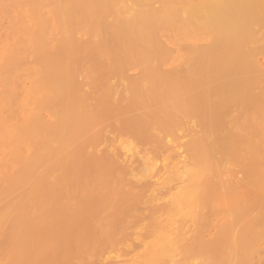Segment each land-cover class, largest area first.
I'll list each match as a JSON object with an SVG mask.
<instances>
[{
  "label": "rangeland",
  "instance_id": "rangeland-1",
  "mask_svg": "<svg viewBox=\"0 0 264 264\" xmlns=\"http://www.w3.org/2000/svg\"><path fill=\"white\" fill-rule=\"evenodd\" d=\"M31 1H33V0H30V1H28L29 3H27V0H22L21 5L22 4L25 5L23 2H26V4L29 5ZM108 1H110V0H108ZM133 1H135V0H124L123 1V4L128 9H130V10L131 9H134V10L136 9L135 10L136 13H135V11H132L133 15H136L137 13H141V14H146V13L147 14H150L151 13V11H150L151 9L150 8H149V10H147L148 9L147 8L148 7L147 5L146 6L141 5L140 7H138L137 5L135 6V3H133ZM143 1L147 2L148 5L150 3V6L151 7H153V6L154 7H158L159 5L164 4V7L163 8H166L167 10L164 9L163 12H167L168 11L167 12L168 15L170 14L169 13L170 11H171V14H174L173 12L176 11V9L179 10V9H181V7L184 6L182 8L183 10H181L183 12V15L181 13H180V15L182 17L185 16V19H182V17L178 15L179 16V18H178L179 20H177V18H176V19H173V21H171V22L168 21L161 28H159V33L156 32V31H154V33H152V34H150L148 36H145L144 41H147V43H148L147 45L145 44V42H143V39H142V41H140V44L142 43L143 45L141 44L142 46H139V47H141V48L143 47V50H145V52H146L145 46H147L146 47L147 50L150 51V50H152V49L155 48V45L157 43L163 44V46L166 47L170 51V62H169V64L167 66H164L162 68L164 72L165 71H169V70H173V69L187 71L188 62L190 60H193V61L194 60H198V62H200L201 60H204V58H205V60H208L210 58H214L215 59L214 61H217L218 63L224 61L223 59H225L226 56H227V52L226 51L230 50L229 48H231L233 46V43L235 42V39H231V41H229L231 43L230 46H228V47L225 48V45H227V43L229 44V42H226L225 41V40H227L226 37L224 38L223 36H221V35H223L222 34L223 33V30L220 29L221 31H219V28H222V27L224 28L225 25L222 26L224 23H222V22H219L220 24L218 23L221 27H219L218 24L216 26L215 25L216 23L215 24H210V25L209 24L208 25L206 24V26L204 25L203 27H201V29L200 28H198V29H190L189 27H183V26L179 25V23L180 24L182 23V25H183V22L182 21H187V19H190L191 17H193V16H191L192 14L190 15V13L187 12V8H188L187 7V4L191 3V4H194V5H200L201 4L200 0H188V3L186 2L187 0H149V1L143 0ZM167 1H168V3H169V1L170 2L172 1V4L169 3L170 4L169 5L168 3H166ZM105 2H107V0ZM17 3H18V6H17ZM62 3L63 2L61 1L60 4H62ZM65 3H66V5L68 4L67 6H68V8L70 10V13H72V15L74 17H76V19H78V21L81 20L82 17H84V16H82V17L80 16L81 13H78V12H74L73 11L72 6H71L72 5L71 0L70 1L68 0V2L65 1ZM65 3H63V4L65 5ZM165 3L168 4V5H166ZM63 4L61 6H63ZM118 4L120 5L119 2L116 5H118ZM123 4H122V0H121V5L120 6H124ZM21 5L19 6V2H17V0H14V1L13 0H0V264H50V263L51 264H85V263L86 264H92V263H95V262H98V261H101L104 264H116V262L112 261V257L114 256V254L116 253V251L120 249L121 246L115 247L114 249L108 248L105 251L101 252L100 254H95V255H94V253H92L93 254L92 255L89 251H88L89 252V255H88L87 252L84 253V251L82 250L83 247L81 246L82 247L81 248V252L83 251L84 254L83 253H79V250H80L79 249V247H80V244H79L80 240L79 239L85 238V237H89L91 239L90 232H92L94 228H96L95 231H97L98 230L97 227H99V226L102 227V225H98V226L96 225V227L94 226V224H96V222L94 223V220H93L94 217H96L101 212L98 217L101 218V220H102V218H105V216H107L106 214H108L107 213L108 211L105 214L104 209L101 210V209L98 208L99 200L104 197V196H102V194H106V192L102 191L101 189L98 190L99 189V186L101 185V183H98V182H101V178L99 179V178L96 177V175H94V174L98 173V172H96V171H98L97 168H99V166H97V168H96V165L98 164V162L91 161V163H90L91 165H88L89 164V161L86 159V158H88L90 156L91 153L93 154V152H95V154H98V153L104 154V152H106V151L108 152V151L114 150L116 148L115 149L116 150V153H118L119 156L120 155H124V156H121L120 159H126V158L127 159H131V168H132V170L130 172H131L132 175L129 174L130 172L129 173H126V172H123V171H119V172H116V173L112 174L110 176L109 180L117 181V180H128V179L130 180L131 179L132 181L133 180L134 181H136V180L139 181L137 188H132V186L129 185V184L128 185L126 184L124 186V188H123L124 191H134V192H137V193L141 194V199L139 200L140 202H139V206L137 207L136 213H138V214H148V213L151 212V215H153V217L162 216V218H166L170 222H175V221H178V219H180V212L182 210V212L185 213V216L182 218L183 224H181V227L183 226L182 227V230L184 232L187 231L188 229H190L191 226L193 225V223H194V225L198 224V222H196V220H194V218H193V220L191 218V217H193L192 215H194L196 213V208L197 209L199 208L198 207L199 206L198 203L202 202L201 203L202 206L200 205L201 208L205 204L204 205V208L207 209V212H208V209H209L208 206L211 205V203H213L212 202L213 199H211V198H210L211 199L210 200V199H208V197L207 198L206 197H204V198L203 197L202 198L200 197L201 194L199 193V191L201 190V188H202V190L200 191L201 193H203L202 191L205 188L204 186H206V185L208 186V188L206 187L207 190H212V189L213 190H217V189L219 190L222 186L226 185L227 182L230 179V176L228 175L227 172L226 173L219 174L218 172H216V168L215 167H217V166H213V165L212 166H213V169L215 171L211 168L212 166H208V167H210L209 169H207L208 172L209 171L210 172L212 171V173L209 172V175L207 174L208 176L200 175L201 173H199V172H198L199 174L196 172L198 174V176H194L193 173H195V172H193L192 170H194V167L197 164L193 165L191 163L196 162V160L198 158H200V156H201L200 153L197 154L198 156L196 155L198 158L193 159V158H195L194 156H192L193 158L191 156H188V155L185 156L184 149L181 147L178 150V152H179V156L178 157H170L167 160V163L164 164V167H162L159 170V172H157V173H155V174L152 175L151 172L149 173V171H150L149 166L146 163H143L140 160H137L133 156L132 151L134 149H139V148L146 149V150L149 151L148 156L151 157V158L157 157V160H158L159 165L160 166H163L162 165L163 162H162L161 155L164 153V150L163 149H160L159 147H157V143L154 141L155 140L154 138H153V140H151L152 138L150 140L148 139V141H146L147 139L144 140L146 142H144V141H140L139 142V141L135 140L134 138H132L130 136H122V137H120L118 139L115 138L114 140L111 141V143L107 142L106 140H100L99 139L100 141H98L96 144H95V142H94V144L93 143H89L90 145H87V146H89V148H87V147L85 148V145L88 144L87 143L88 140L86 142H84V139H81L82 142L78 143L79 146L77 145V147H78L79 150L77 149L76 146H74V144L79 139V138L77 139V137L79 136L80 133H82V132L84 133L87 130H91V131L86 132V135L85 134L82 135L83 138H85V137L88 136L87 134H90V133H93L94 132V129L93 128H95V131H97V130H100V129H96V128L102 127L101 129H104L105 126L108 124V122L105 119H100V120L95 121L93 123L85 124L84 123V117L87 114H92V113L95 114V112H96V114H99V113H103L106 110H109V108L105 105V102H104V95L103 94L105 93V89L100 84V79H101V77H103V74H105L104 72H107L108 67L109 68L112 67V65H111L112 62H111V64H109V62H110V60L112 61L116 57V56L114 57V54L116 53V51L114 53L112 51V48H110V51H111L110 52L108 50V48L104 46L105 43L102 42V40L105 41V38L107 37L106 36L103 39V36L105 35V33H104L105 30H106L105 32H108L107 34L110 37L112 36V38H113V35H112L113 33L110 35V33H109V32H111V31H109L110 28L108 29V26H110L111 24L110 25H108V24L114 22L113 20L115 19V17H114L115 15H110V13H109L110 16L109 15H108V17L105 16V17H107L106 18V22H107V29H108V31H107L106 28H105V30H104V28L101 29V30H103L104 35L101 36V38H100L101 40H99V35L101 33L98 34V36H97V34L96 35L93 34V33H95V30H96V28H95L96 25H95V23H92L93 21L91 22L92 25L91 24H85L86 26L88 25V27L91 25V28H92V26L95 25L93 27L95 30L88 29L87 27L85 28V30L86 29L90 30L87 33H91L90 35L89 34L87 35L86 34V31H88V30L83 31L84 28H82L85 25L83 26V24H81L80 21L77 22V20L74 19L73 16H70L71 18H67V15H68V11L69 10H67L66 11L67 13L65 12V14H64V12H61V11H60V14L61 15L58 14L57 10H58V6L59 5H57L56 3H55V6L57 5L56 6L57 8L54 6V4H52L54 6V8L57 9V10H55L56 13H55L54 10L52 11V8L53 7H51L52 5H50V3H48V2L45 5H41V6H43V8L41 6H39V5H37V4H36V6L34 4H32L36 8H37V6H39L38 7L39 10L35 8V10H37V12H35L31 8H29V13L30 14L28 12H26V11H28V6L27 5H25L26 7L23 6L25 9L22 10L23 8L21 7ZM66 5H65V7L67 9V6ZM165 5H166V7H165ZM120 6H119V8H120ZM106 7H109V6L107 5ZM106 7H105V9L108 10ZM111 7L112 6L110 5L109 9ZM20 9H21V12H20ZM95 9L96 8H94V9L92 8L91 9L92 11L94 10L93 11V14L97 11V10L95 11ZM128 9H127V11H128ZM123 10H125V9H123ZM23 11L27 13V15L24 13L26 16H29V17H32V18H33V16L34 17L36 16V19L37 20L39 18V15H43L44 18L46 17V19H44V20H43V18L41 16H40L41 19L39 18L40 22L42 23V25H41L42 28H43V26L44 27H46L47 25L50 26V22L51 23L52 22L54 23V25H52L53 28L50 26L52 29H55V30L58 31L57 32V31L54 30L55 31L54 32L55 37L53 36L54 38L51 37L52 34H51V36H48L50 33L47 32L48 30L53 32V30L52 29H47L48 26L46 27V30L47 31L44 28L45 32L47 33V35H46V33L44 32L45 38L51 37L53 39L52 41H49L48 40V39L51 40V38L45 39L44 43L46 42V40H48L49 41V44L45 45L44 46L45 47L44 49H46V46H47V50H48V49L54 48L57 44H62L61 40L64 41V39H66V36L64 37V34H66V35L69 36V35H71V32H69L70 29L72 28V31L74 30L73 29L74 28V25H73L74 22H75L74 24L79 23L80 25H82V26H80V25H77L76 24V26H75V27L79 26V28H80L81 31L79 30V31L76 32L75 31L76 29H75L74 30L75 31V34H73V32H72V34L74 35L75 39L77 40V41L76 40H74V41L78 43L76 48H78V46H81L82 48H83V46L86 47V48L87 47H90L92 41L95 44L99 45V46H101L104 43V45H102L103 46L102 49H104V50H101L103 52L100 51L101 54L103 53L104 59H103V57H100L99 56L101 54H98V52H99L98 50L101 49V48L98 47V46H95V44L92 43L93 44V47L95 46V47H98L99 48V49L94 48L95 49V52L97 50V53L96 54L100 58L103 59L102 62L105 61V63H107V66L105 64H104L105 66L101 65L102 64L101 62H99V63H101V64H99V65H101L99 67H97V65L95 66L96 63L94 64L95 67L92 65L94 68L97 67L96 68L97 71H100L101 70L98 73H95L96 71L92 70L93 67L90 64H92L93 62L89 61V63H90L89 64L87 62L88 61V58H87V61H85L86 59L84 60V57H83L84 54H85L84 56L87 57L88 55H87L86 52H88V53L90 52L91 53L92 50L89 48L90 51L87 49L88 51L85 52V50H86V48H85V49H83L84 51L80 52L78 49H75V50H78L80 53L79 52H76L77 54L78 53L79 54L76 55V53H75L74 55H76L78 57H81V60H82V57H83V60L85 61V63L87 62L86 65L89 64L88 66H90L92 68H86V69H84L86 67V65H85V67L83 66L84 68L82 67V69H84L82 71L81 70V65H84L85 64V63H83L84 61L82 60L83 61L82 62L81 60H77L75 58L77 61H81L83 63L82 64L80 62V66H79V68H80L79 70H81L80 71V74L79 73L77 74L76 72L74 74V71H77L78 69L77 70L76 69H73V68H71V66H68L71 69H69V70L67 69L68 71H71V72L65 71V73L66 72L68 73L67 75H69L70 78L71 77H72V79L74 78L73 79L74 81L79 82L82 85L81 86L82 88L80 87L78 89V91H75V92H72L71 91L72 93L71 92H69V93L66 92L65 93V91H69V89L68 90L66 89V88H68L67 87L68 84H70V83H68V81H70L69 80V77L67 76L68 79L66 78L67 80L65 81V83H63L64 86L62 85V82H61V88L62 89L65 88L66 89V90L64 89L65 91H63L62 93H65L64 95L66 97V103H67V108L66 109L67 110L65 109L66 106L65 107L63 106V104L65 103V101L63 100L64 98H62V94H61L60 97H54V99L57 98V100H60V98H62V100L64 101V103L60 104V102H57V105H56V101H54L55 102V103L53 102V104H55L54 107L51 106L52 103H51V105L48 104V103L51 102V99L54 96L53 93H51V92L54 91V93H55L56 90H59L60 91L61 89H59L60 88V86H59V88L56 87L57 88L56 90H53L52 89V91H51V88L52 87L54 88L55 85L58 83V81L55 80L56 83H55L54 80H53L54 82L53 81L51 82V80H52L50 78L51 77V74L49 76V74L46 73L48 70L45 71L46 70L45 64L44 65L43 64L40 65V62H39L40 60L38 61L39 55H37V52H36V54H34V52L33 53L30 52V51H33V48H32L31 45H33L34 42H31L33 44H28L27 46H25V43H24L25 42V39L28 38V37L30 38L31 35H29V33L30 32H33L35 30V29H33L34 26H35V23L37 22L40 25V22H38V21L35 22V19L34 18H33L34 21H32L33 19H31V18H28V19L24 20L21 17ZM121 11H119V12H121ZM127 11H125V12H127ZM111 12H113V11H111ZM159 12H161V11H159ZM159 12L157 14H159ZM62 13H63V17H62ZM56 14L58 15V19H61V24L62 25H60V20H58L59 23L55 24L57 22V20L54 21L55 20L54 19V16H57ZM87 14L85 16H87ZM123 14L121 15V14L118 13V15H120L119 17L121 19L120 20L119 19H116V20H119L120 22L122 20V23H121V24H123L122 25V28L120 26V29H122V30H123V28H126L125 27V24L127 23L126 20H130L129 18L132 16L131 11H130L131 16H129V18L127 17V19H126V16H123ZM165 14L166 13H163V16ZM178 14H179V12H178ZM51 15L52 16L54 15V16L51 17ZM64 15L66 16V19L67 20L69 19V23H66L67 21H66V19H64L65 18ZM59 16L62 17V18H59ZM203 16H206L204 18H207V17H210L211 14L206 13ZM68 17H69V15H68ZM90 18H92V17H90ZM104 18H102V19H104ZM132 18L135 20L134 16ZM62 19L65 20L64 21V24H63V20ZM72 19H73L74 22H71L70 23V21H72ZM133 19H131L132 21H131L130 24H133L134 23L133 22ZM241 19L242 18L239 17L237 20H235L236 22H234L233 23L234 25H232V26H236V24H239L241 22ZM94 20L96 21V18ZM102 22H103L102 23L103 25H101V24L100 25L106 27L105 26V24H106L105 23V20L104 21L102 20ZM63 25H65V27H67V26L69 27V26H72V25L73 26L72 27H69V31H68L67 28H65L67 30L65 32H64V30H63V32H61L62 29H64V27L63 28L61 27ZM145 25L148 26V27H146V29H150V27L152 28V26H153L152 23H148V24H145ZM41 26H39V27H41ZM55 26H56V28H55ZM59 26H60V28H59ZM111 26L113 28L115 25L113 26V24H112ZM181 27H182V29H180ZM115 28L118 30V27L115 26ZM37 29H39V28H37ZM224 29L226 31L225 34H227V29H228L227 26H225ZM36 30H35V32H36ZM111 30L114 31V28L111 29ZM160 30H161V32H160ZM91 31L92 32L94 31V32L92 33ZM123 31H126V29L123 30ZM37 32H39V31L37 30ZM122 32L120 34H122ZM129 32H131V31L129 30ZM219 32H220V34H219ZM97 33H99V32H97ZM32 34L34 35V33H32ZM73 35H71V36L73 37ZM140 35H141V33L136 31L135 34H133L131 36H133V37L135 36V38H136L137 36H140ZM25 36H27V37L24 38ZM71 36H69V37L72 38ZM118 36H120V35L118 34ZM128 36H130V35L128 34ZM116 37H117V34H116ZM116 37L113 38V40H114V42L112 41L113 44L110 43L109 40L106 39L108 41V43H110L109 46H111V44L112 45H115V41H117V40H115ZM31 38H33V37L31 36ZM89 39H90V43H88V45L89 44L90 45L88 46V45H86L85 42H89ZM134 39H131L130 38V40H127V38H126L125 40H127V42L128 41L131 42V40H134ZM223 39H225V40H223ZM263 39L264 38H261V40H263ZM110 40H111V38H110ZM122 40L123 39L121 38V40H119V41H122ZM125 40H124V42H120L121 43L120 46L117 45V48L121 49V52L118 49V52L119 53H122V49L123 48H121V47L124 46V45H127L125 43ZM137 40H138V37H137ZM153 40L154 41L156 40V41L154 42ZM29 41H32V40H29ZM36 41L37 42L35 44V47H37L39 44H41L40 42H38V40H36ZM58 42H61V43H58ZM66 42H68V41L66 40ZM66 42H65V44H70L71 39L69 40L68 43H66ZM96 42H99V43L102 42V43L99 44V43H96ZM130 42H128V43L130 44ZM23 43H24V47L25 48L28 47V46H31V48L29 47L30 48V51L28 50L29 52L27 51V53L25 51L26 54H23L24 53L23 52L22 53L23 55H22L20 53V51H18L19 52L18 53L17 50H16V52H17V56H16V54L13 53L14 52L13 51L14 48L16 46L22 47L21 45ZM133 43H134V44H132L133 46H131L132 49H130V51H128V53L129 52L130 53H133L135 51L136 53H139L141 55L142 54L141 52L143 50L140 51L141 48H139V47L137 49L140 52L135 49V47L138 46V45L136 46V44L138 43V41L136 42V40H135V42L133 41ZM75 45H76V43H75ZM61 46H64V45H61ZM66 46H68V45H66ZM242 46H240V47H242ZM245 46H247V45H245ZM24 47H23V49H24ZM81 47H79V49H82ZM248 47L252 48L251 45H248ZM38 48H39V46H38ZM41 48H43V47H41ZM106 48H107V51L105 50ZM126 48H127V46H126ZM195 48H197L199 51H197V52L196 51H193ZM243 48L244 49H242V48H239L238 49V50L241 49V51L236 50L237 49L236 48L235 49V54H239V55L241 54V56H245V59L244 60H246L245 61L246 62V65L247 64L250 65V62H252V61H254L256 59V62L257 63L254 64V65L256 66L257 69H255V70L257 72H258V70L259 71H264V59L261 58L262 57V55H260L261 52L255 53V55L253 53L252 56H250V55H247L250 52V49L246 50L245 47H243ZM18 49H19V47H18ZM23 49L21 48V50H23ZM127 49L125 51H127ZM212 49L213 50L218 49L219 51L217 53V50L216 51H213ZM41 50L44 51L43 49H41ZM203 50H205V51H203ZM51 51L52 50H50V52H49V50H48V52L50 53L49 55H51ZM236 51H238V52H236ZM93 52H94V50H93ZM104 52H106V53H104ZM118 52L115 55H118ZM145 52L143 51V53L145 55H147ZM209 52H211V54ZM39 53L41 55L44 52L41 53V51H39L38 54ZM72 53H74V48H73V52ZM90 53H89V55H91ZM225 53H226V55H225ZM125 54H127V53L125 52ZM144 54H142V56H144ZM221 54L225 55V58H223V55H221ZM123 55H124V50H123ZM140 55H137V57L140 56ZM220 55L222 56L223 59L221 58ZM92 56L95 58L94 54L91 55V58H93ZM218 56H220V58H221L220 61H219V58H217ZM42 57H44L43 59H45V60H43V62L46 61L48 63V58L46 57L47 58L46 59L45 56H42ZM99 57H97V58L100 60ZM248 58H250V60H248ZM68 59L70 60V57ZM75 59H73V61ZM11 60H12V62H14V61L17 62L16 65H15V63L13 65H11L12 67L13 66L14 67L17 66V68H11V67L8 66V68L6 69L5 68L6 65H9L8 63H10ZM57 61L58 60H56V63H57ZM65 61H67V60H65ZM106 61H109V62H106ZM74 62H75V64H77L76 61H74ZM74 62H72V60H71V63L74 64ZM96 62L98 64V60ZM59 63L61 64L62 63V60ZM71 63H70V65H72ZM192 63L193 62H191V65H189L190 68L193 67ZM201 63H202V61H201ZM49 64L50 63H48L47 66ZM152 64H154V63H152V62L151 63H148V65L150 67H152ZM251 64H253V62ZM42 65H43V67L45 66L44 67L45 68L44 69V72H43ZM122 66H124V65H122ZM141 66H138L139 68L138 67H133V68L130 67V69H129V66L128 67L126 66L127 68L124 67V69L126 71H124V69L121 67L123 69V71H124V74H125L124 76H126V79L124 78V80L130 82L129 80H132L134 78H137V76L145 68V66H144V67H142L143 69H141ZM149 66H147V67H149ZM155 66L158 67V65H155ZM73 67H75V66L73 65ZM49 68L47 67V69H49V71L51 70V72L48 71L49 73L54 72V71H52V65L51 64H50ZM11 70H13L14 72L11 71ZM79 70L77 72H79ZM251 70L252 69H250V71H249V69H247L246 70V74L249 75V76L254 77L253 75L256 72H252L253 70L252 71ZM202 71L197 70L194 73V75L191 77V79L187 80V82L185 83V87H188V88H190V87L191 88H194L195 87L196 88V86H197L199 88L200 86L197 83H200V81L204 78L202 76V74L204 75V72L205 71L204 72H202ZM41 72H43V74H41ZM221 72H222V75H224L223 73H225V71H222V70L219 71L218 73H216V72L214 73L215 75L217 74L216 75V78L217 77H220V76H218V74L220 73V75H221ZM249 72H251V73H249ZM206 73H205L204 76H206L208 74L209 77H211L210 76V73H207V74ZM237 73H239V71ZM149 74L150 75L147 74L146 76L142 77V78H144L146 80H144L142 78L135 79L136 80L135 81L136 90H137V87H138L137 82H138V84H139V82L141 84L144 82V84L149 85V86L150 85L155 86V84H156V88L154 87V89H158V92L159 93H157V91L154 90L153 87L152 88H149V86H146L145 85L146 87H148L149 90L153 89V91L151 90L152 93H155V94H153L154 95L153 96L150 93L149 90L146 91L147 88L145 89V86H144V89H143V87H142L143 85L139 84V85H141L139 87H141L144 90V92H142V91H141L142 93L141 92H138V93H140V95L137 93L139 95L138 96L139 99H137V100H140L141 98L147 97V95L149 96V94H151V97L150 96L149 97L152 98V96H153V98L157 101L158 99L155 98V95H156V97H159V100H158V103L156 101L155 102H156V106H159V107H156L154 105L155 104L154 101H152V102H153V105L156 107L155 110L157 108L160 109V110L163 109L162 112L160 110L159 111L157 110L159 113L161 112V114L164 111V114H162L163 116L166 115V112L165 111H168L167 109H171V111H169L168 113H172L173 115H175L176 113H178L177 111H175V108H177V107H174L173 106V108H172L173 103H174V105L177 106L182 101H184L185 105H187V104H189V100H191L193 102V106L195 108V111L193 109L194 112H192L193 115L191 113H189V114H191V116H186V115L184 117L180 116L178 118V120L171 114L172 117L174 118V122L177 123V127L178 128H177L176 132L173 133V134H160V137L159 138L161 139V141L163 143H165V144H168V142H170V143L172 142V143H176V144L182 146L188 140L194 139V141H196V140L198 141L196 143H202V141L205 139L208 142L206 144V146L207 145L208 146H213V145H215V143L217 141L219 142L221 139H223V141L226 142L227 144H228V142L230 143L229 146H234V145H236L235 142H237L238 140L240 141L241 139H244V137L246 136L245 139L248 137L249 140L246 139L247 141H245V139H244L243 143H239L241 145V147H242L241 148L242 151L241 150L240 151L237 150V149L240 148V146H238L237 149H233V150L230 149V152H233V153H230V154H229V152H226L225 149H224V153L225 154L228 153L226 155V158L227 159H225L224 156H223V154H222L223 151L222 150L221 151L219 150L220 152H218L216 150V151H214L213 155L211 154V157H213V159H215V158H219V159H222V160L225 159L224 160V163H225V165L227 164V168H229L228 171H233L234 172V174L232 175L234 178L235 177L236 178H239V179H245V178H247V175H246L244 169L241 168L243 166L242 163H241L242 160H244L245 157H247V160L249 161V160L254 159V157H255V159H258L259 158L258 160H255V163H257V161H259V160L262 159V157L260 158L259 155H258V158L256 157L257 154H258L257 151H256V149H257V146L259 145V141H260L259 138H260V136L259 135L256 136L257 133L255 134V131H256V128L259 129V127L264 129V76H262L263 78L261 77L262 79L259 78L260 80L259 79L257 80L259 82L255 83V84H254V82H250V83H253V85H251L250 87L247 86L249 84L247 82V80H249L250 77L248 79L246 77L247 80L245 79L246 81H242V82L239 81L238 82L239 84L235 83L232 86L233 83L232 84L231 83H227L225 85V87L222 86V87L216 88L215 90L213 89L214 92H212V90H211V93L208 96H210L209 98H211L210 101H212V102L208 101L209 99L208 100L206 99L208 96L204 98V99H206L209 102L208 105H210V106H208L209 107L208 108L207 107V104H205V102H204V99H203V101H202L201 98H200L201 100H199V99L197 100V98L195 99V97H197L199 95L195 96V93H193L194 95H192L193 90L196 91V89H192V92H191V90H189L191 92V93L189 92V96H188V94H186L185 97L184 96H178L179 101H178L177 96L175 97L177 99L174 102H173V100H171V98H166L165 97V94L163 92V89L165 88L164 91L166 93L167 88L168 89H170V88L172 89V88H174V86L173 87L167 86V87H163V89H162V87L158 84L159 82H157V81L155 82V80L154 81L152 80V77L155 76V75L152 74V73H149ZM239 74H241V73H239ZM256 74H255V76H256ZM39 75H40V77H39ZM43 75L45 77L48 76L49 79H48V77L46 79H48L51 83L48 82V81H46L45 79H43L42 78ZM53 75H54V73L52 74V76ZM77 75L79 77H77ZM215 75L214 76L212 75V76L215 78ZM237 75H236V77H237ZM242 75H244L243 72H242ZM242 77L245 78L244 76H241V78ZM39 79H41V80L43 79L44 82L46 81V82L49 83V91H51V92H49V91H48L49 93L45 92L47 90L46 87H48L47 86L48 85L47 83H45L44 86H43L44 88H46L45 91L43 90V87L42 86H37L36 85V83L39 84L38 83V81L40 82ZM139 79H142V80L139 81ZM150 79H151V83H150ZM116 81H117V77H113V78L111 77L110 82L113 83V84H116L117 83L116 84L117 85V93H118V96L121 97L120 100H122V101H120V106L121 107L124 106L123 107L124 112H122L120 114H131V111H136V110H134L136 107L133 106L134 108L133 109L131 108L132 110H130V112H128V110L130 109L129 106L131 105V102H132V96H129V95L132 93L131 95H133L134 97L137 96V94L135 92H133V91H135V88H134L135 86H133L134 84L127 85L126 82L124 83L121 80H118L120 83L118 81L117 82ZM81 82H83V83H81ZM97 82H99V83H97ZM230 82H232V81H230ZM133 83H134V80H133ZM53 84H54V86H51ZM58 84L60 85V83H58ZM124 84H126L127 86L126 85L124 86ZM130 84H131V82H130ZM35 85L37 87H39V89L42 88L41 91L43 90L42 91V94L38 95L39 93H37V95H38L37 97L38 98L37 97L36 98L38 100L34 96H33L34 97L33 98L31 95H30L31 98L29 97V93L31 92V90L34 89V88H36ZM45 85H46V87H45ZM131 86H133L132 87L133 88V91L131 90L132 88H130ZM126 87L128 88L127 91H125L127 89ZM198 90L199 89H197V91ZM41 91H39V92H41ZM197 91H196V94H197ZM244 91H245V94H244ZM76 92H77V94H76ZM147 92L149 94H147ZM56 93H57V91H56ZM56 93H55V95L57 96ZM84 93H92V94H90L85 99ZM145 93H146V95H145ZM198 93H200V92L198 91ZM119 94H121L123 96H121ZM141 94H144V96L141 95ZM160 95H162L161 96L162 97L161 98L162 99V102H160L161 101ZM200 95H201V97H204L205 96V95L202 96V94H200ZM141 96H143V97H141ZM149 97H147V98H149ZM6 98H8V100H5ZM72 98H74V99H72ZM129 98L131 99V101L129 100ZM134 99H133V101L136 100V99L135 100ZM168 99H169V101L171 100L170 101L171 103H170V106H169L170 108L167 107L169 105L167 103L168 102ZM214 100H215V102H214ZM40 101H42V103L44 102L45 105L43 106V104ZM79 102H80V104H79ZM152 102H151V104L149 103L150 105L147 103L144 106L139 107L140 110L139 111H136L135 113L133 112V113L136 114L137 112L138 113H141L142 112L141 114H142L143 118H146V119H152L153 118V115H157V116L160 115L161 116V114H158V113L156 114L154 112V110H152V112L154 114H152V112L149 113L150 110L152 109V107H154V106H152ZM192 102L190 104H192ZM197 102H198V104H197ZM208 102H206V103H208ZM133 103H135V102H133ZM133 103H132V105H133ZM159 103H160V105H158ZM38 104L42 105L43 108L41 106V109L39 110V108H38L39 105ZM101 104H102V106H101ZM165 104H168V105H165ZM61 105L64 108L63 112H65V110H66V113H62L61 112V110L63 109V108L61 109ZM75 105L77 106L76 108H75ZM132 105H131V107H132ZM183 105H182V107L180 109H177V110H181L184 107ZM196 105H198L199 108H203V109H204V106L206 105L205 106V109L203 111L207 110V108L210 111L212 110V114H211L210 111L208 112V110H207L206 117L208 116L207 114L209 113L208 119L215 117V118L212 119V121L209 120L210 121V123H208L209 126L206 125L207 126V128H205L206 130L212 127L211 129H212V131H214V133H211V131H208L207 130L208 131V136L207 137L204 136V132H203V131H205V129H204L205 122H204L203 125H201L202 123H200V122H203V120L204 121L205 120L207 121V119L204 116H202V114L200 115V113L202 112V109H200V111H201L200 112L198 110L199 108L196 107ZM104 106H105V108H104ZM125 106L126 107L128 106L127 108H129V109L128 110H125V108H126ZM179 106H181V104ZM179 106H178V108H179ZM217 106L219 108H217ZM222 108L225 111V113H223L221 111L223 113V115L221 113H219L220 112L219 110L222 109ZM85 110H86V112H85ZM197 110L200 113H197L198 112ZM70 111H72L71 112V114H72L71 116H70ZM34 112H35V114L38 113L39 116H40L39 118L42 119V120H38L40 124H38V121H37L36 124H34V121H36L38 119L37 118L38 117V114L35 116L34 115ZM81 112H83L82 115H84V116L81 115ZM119 112H117V113H119ZM58 113L61 114V116H58L59 115ZM168 113H167V115H168ZM218 113H219V115H218ZM13 114H14V116H13ZM224 114H227L228 116H225ZM33 115H34V117L32 118ZM204 115H205V113H204ZM229 115L232 116V118H234L233 121L232 120H225V118L230 117ZM69 116L70 117H73L74 120H73V118H69ZM35 118H36V120H32V119H35ZM80 118H81V121H80ZM66 119H67V121H66L67 123L65 122ZM41 121H45V122H48V123H45L44 125H41V124L44 123V122L42 123ZM63 122L66 125H64ZM69 122L71 123L70 126H69V124H70ZM80 122H82V123H80ZM239 122L242 123V124H240ZM21 125L24 127V129L28 125L26 127V128L29 127L27 129L28 131H30L31 129L32 130H35L37 128L36 129L37 132H35V131L30 132V133L33 134V137L32 138H36V139H32L31 138L32 134L29 135L28 134L29 132L27 133L28 134L27 137H25L26 136L25 132H27V131H25L23 129V134H24L23 135L22 132H21L22 131ZM38 125H39V127H38ZM45 125H47L48 128H45ZM200 125L203 126V127L201 128ZM18 126H19V128L21 130L19 128H17ZM43 126H44L45 129L43 128V130H42V127ZM60 126H62L64 129H61ZM30 127H31V129H30ZM40 127H41V130L39 129L40 131H38V128H40ZM65 127H66V129H65ZM13 128H15V129H13ZM69 128H71V129L73 128V130H71ZM240 128H241V130H240ZM56 129H58V131L61 129L62 132L57 133L56 132L57 131ZM82 129H83V131H82ZM92 129H93V131H92ZM12 130H14V131H12ZM63 130H66V131L63 132ZM15 131H17V132L20 131L19 133H21V134L16 133L17 135H19V137L18 136L17 137L16 136H13V134H15ZM42 131H44V132L46 131V132L44 133ZM69 131H71V134L75 131L76 134L75 133H74V135L72 134V136H70V139L69 140L68 139L66 140L65 139L66 136L69 137V135H67V134L70 133ZM40 132L43 133V134L41 135ZM54 132H56L55 133L56 135L54 134ZM66 132H69V133H66ZM235 132H236V134H235ZM35 133H37V135L39 133L40 136L39 135L37 136ZM63 133H65L66 136ZM60 134L61 135L63 134L62 137L64 136L65 138L64 137H63L64 139L61 138V135ZM52 135L54 136V138L56 137L57 139H51V137H53ZM28 136L31 138V141H29L30 139H29ZM80 136H81V134H80ZM107 136H109V138H110V137H112V134H110V133L108 134L107 133L106 134V138H107ZM23 137H25L26 139L28 138V139L26 140ZM180 137H181V140H180ZM250 137H251V139H250ZM262 137L264 138V134L262 135ZM237 138H239V139L238 140H235ZM17 139H21L23 141L26 140V141L25 142H23V141L20 142ZM72 140H74V141L71 142ZM85 140H86V138H85ZM55 141H57L58 143H56ZM123 141L125 143L128 142V144L127 143L125 144ZM45 142H46V145H45ZM69 142H71V144ZM83 142L86 143V144H84ZM55 143H56L57 147H60L61 146V149H62V150L61 149L60 150L57 149L58 152L56 154H58L60 152L59 156L60 155H61V157L64 156V159L65 160L64 159L62 160L61 158L58 159V160L56 159L58 157H56V155L54 153V152H56L55 151L56 149H54L55 148ZM81 143H83V144H81ZM58 144L59 145L61 144V145L59 146ZM123 144H125L127 146L126 147H123L122 146ZM81 145H82V147L84 146L83 147L84 148L83 151H82L83 148L81 147ZM42 146H46V147H42ZM244 146H245V148H244ZM49 147H51V148H49ZM122 147L124 148V150H123ZM74 148H76V150ZM41 149H44V150H41ZM50 149H52V151ZM40 150H41V152H40ZM226 150H229V149H226ZM254 150L256 151L255 152L256 154L254 153ZM43 151L47 152L46 153L47 155L49 154V157H48L49 159L55 158V160H53V161L50 160L52 162L48 161L49 159H47V163L50 162V165H52L53 162H54L55 169H53V167H52V169L49 167L51 169V170L49 169V171H52L53 172V173H51L49 175V171L46 170L47 169L46 166L48 167L49 164L48 165H45L44 164L45 165V167H44L43 164L41 163L40 166L37 167V168L38 169L41 168L42 169L41 171L46 170L48 172L47 173L48 175L45 174L46 176H44V174H43V175H41V177H39L40 176L39 174L38 175H34L33 174L34 176L32 177L30 175H31V173H33L35 171L34 169H35L36 165L37 164L39 165V162H43V161H41V159L43 158L42 155H46L45 152H43ZM85 151L87 153L91 152L89 154V156L87 155V153ZM118 151H120V152H118ZM42 152H43V154H42ZM113 152H115V151H113ZM78 153L81 156L83 155V158H85L84 161H83V158H80L79 157L80 155ZM36 154H37V156H36ZM34 155H35V157H34ZM219 156L222 157V158H220ZM239 156L242 157V159ZM31 157H32V160H31ZM39 157H41V159H39ZM185 157H187V159ZM189 157L192 158L195 161H193V162L192 161H189L190 164L187 165V164H185L186 161L184 163L183 160H187V163H188V160L190 159ZM238 157L241 160L240 161L238 159L239 163H241V166L239 165L240 168L235 169V168H237L236 167L237 164H235L234 166H233V164L236 163L235 161H237V160L233 161L232 159H234V158L237 159ZM37 158H38V161L39 160L40 161L34 167V165H31V164H33V160L35 161V160H37ZM201 158H202V160H204L203 159L204 157H201ZM228 158L231 159V160H229ZM202 160H199V161H202ZM226 160L232 161L233 163L232 162H229V163L227 162L226 163ZM44 161H46V160H44ZM57 161H58V163H56ZM248 161H247V163L244 162L245 164L244 163L243 164L244 165H248V164H251L252 165V164H255L253 162L254 160L252 162L250 161L251 163H248ZM35 162H37V161H35ZM180 162H181V164H183L182 166L179 165ZM203 163H204V161H203ZM58 165L59 166L61 165V167H59ZM184 165H186V167ZM28 166H33L34 167L33 168L34 171L31 169L32 172H30V169L28 168ZM56 166L59 167L58 169H60V168H62V169L58 170ZM25 167L27 169H29V171L28 170L27 171H24L25 170ZM204 168H206V167H203V170H204ZM38 169H37V171L39 172L40 170H38ZM196 169H198V168H195V170ZM53 170H55V171H53ZM203 170H201V171H203ZM37 171H35V172H37ZM197 171H199V170H197ZM253 171H254V169H253ZM99 172H100V170H99ZM103 172L106 173L105 171H103ZM90 173H91V175H90ZM196 173H195V175H197ZM98 174L100 175V173H98ZM27 175H28V177H26V179L24 177V179H25V181H24V179H23L22 176H27ZM29 176H30V179H29ZM130 176L133 177V178H131ZM149 176L151 177V180L153 182H157L159 184H165V186H163V188H162L161 185H158L159 186V187L157 186L158 189L156 188L154 190H152V189H145L142 185L144 184L143 183L144 180L147 177H149ZM15 178H17V180H20L21 179V181H23L24 183H22V185H21V181H20V183H18L17 180L15 181ZM37 179L40 180V181H38ZM105 179H107V178H105ZM140 179H141V181H140ZM34 180H36V181H34ZM103 181H105V180H103ZM31 183L34 185V187H33V185H30L29 186V184H31ZM35 184H36V186H35ZM82 184H83V187L84 186L86 187V189L84 188L83 190H81L83 187L81 188L80 185H82ZM25 187H26V189H25ZM79 188H81V189H79ZM33 189H35V190H33ZM87 189L89 190L88 191L89 193L87 192V194L88 195L90 194L89 195V198L90 199L88 198L86 200H83V199H85V197L87 198V196H85ZM253 192L254 191H252V189L249 188L248 185L243 186L242 189H241V194L247 200H249V197L251 198L253 196ZM20 194L23 195V196H21ZM41 195H42V197H41ZM40 197H41V199H40ZM44 197H45V199H44ZM37 198H39V200H40L38 202L39 204L36 202L38 200ZM53 199H54V201H53ZM205 201H209V202H205ZM151 202H152V204H151ZM206 203L208 205H206ZM149 204H151L150 206H152L154 208L153 214H152L151 208L149 207ZM177 204H178V206L180 205V207H178V208H181V210L179 212V216H178V212L176 211L178 209H177V207H175ZM63 205H64L65 208L63 207ZM245 205H247L249 207L251 205V203H249V204H246L245 203ZM66 206L68 207V209L66 208ZM93 206L96 207V209L93 208ZM195 206H197V207H195ZM34 207H35V209H34ZM70 207L72 208V210L70 209ZM172 207H175L176 208L175 209L176 212L173 211L174 208H173V210H171ZM209 207H211V206H209ZM54 209H56V210H54ZM59 209H60V211H59ZM92 209H93L94 214L92 212ZM35 210H36L37 213L35 212ZM94 210L95 211H98V212H95ZM193 210H195V213L194 214H193V212H194ZM42 211H43L44 214L42 213ZM169 211H173L174 214L177 213L176 216H170L168 214ZM190 212H192L191 213L192 215H189L188 214ZM95 213L96 214L98 213V214L96 215ZM102 214H105V216L103 217ZM186 214H188L187 217H186ZM94 215H96V216H94ZM222 216L223 217H221V219H220L221 221L219 220V222H218L219 224L223 223V221H225L227 219L234 218L236 216V212L235 211H228V212L224 213ZM248 216H250V214L247 215V217L244 218V221L246 219L248 220ZM252 216H253V214H251L250 217H252ZM250 217H249V220H250ZM18 219H19V221H17ZM98 219H96V220H98ZM42 220H44V222ZM101 220H99V221H101ZM210 220H211V216L210 215H206V217H204V220L201 221V224L202 223L206 224ZM247 220L245 222H248L249 221V220L248 221ZM102 221H101V223H103ZM41 223H42V225H41ZM19 224L21 226H18ZM38 224H39V226H38ZM97 224H99V223H97ZM15 225L19 229L21 228L22 231H21V229L19 231L18 228ZM29 225L30 226L32 225L31 227H33V228H34V226H36L35 227V228H37L36 232L37 231H41V232H44V233L37 232L38 234L33 237V235H35L34 232H33L32 228L29 229V227H28L29 231L32 230V231H30L31 232V237H30V235H28L30 233H28L26 235L25 233H27L26 231L28 230L26 227L29 226ZM22 227H24V228H22ZM92 227H94V228L92 229V231H90ZM44 228H45V230H44ZM79 228L81 229V231H80ZM82 228H84V230L88 229L87 232L85 231L86 234L84 233V231L82 230ZM115 228H117V226H115ZM11 231H13L15 233V235L17 234L16 237H18V233H19V237L22 238V236H23V238H24V236H25L26 239L24 238L25 239L24 240L22 238L23 239V242H22V239L20 240L19 237H18L19 239L16 238V237L14 238L13 233ZM105 231H107L106 228H105ZM105 231L103 230L102 233H104ZM133 231H134V228L131 226L129 228V232H130L129 235H132ZM22 232L25 235H23ZM32 232H33V234H32ZM156 232H160V229H157ZM63 233H65V234H63ZM95 233H97V232H95ZM49 234H53V235H49ZM97 234H94V235H96V237H97ZM211 234H213V230L210 231V234L205 233L203 235V239L204 240H209V238H211ZM11 235L13 237H11ZM96 237L92 236V238H96ZM85 239H86V241H89L88 238H85ZM85 239L84 240L81 239L82 241H84V242H81V244L82 243H84V244L85 243H88V244H92L93 243V244H95L94 239H92L93 241L90 240L91 241V242L89 241L90 243L89 242H85ZM150 239H153L154 240V234H153L152 237H150ZM16 242H18V244ZM212 242H214L215 245H216V243H218V245L220 247L222 245V244L221 245L219 244L220 243V239H213ZM28 244H30V246ZM16 245H17V247H16ZM48 245H49V248H48ZM41 246H43L44 249H42ZM88 246L89 245H87V247H86V245H85V248L86 249L89 248ZM243 246H241L242 247L241 249L244 248ZM91 247H92V245H91ZM37 249H39V250H37ZM218 249H219V247H218ZM238 249H240L239 246H238ZM142 250H143V247L141 245H139V247H136V248H134V249H132L130 251H127L126 256H125V259H128L129 260L130 258H132L137 253L141 252ZM85 251H87V250H85ZM42 252H43L44 255L42 254ZM36 253H37V255H36ZM79 254H82L80 256L82 258L79 257ZM16 255H17L18 259L16 258ZM83 255H88V257H84ZM261 255H263V253H261ZM171 256H169L170 257V261H171ZM179 256H181V255H179ZM198 256L204 257L203 255H198ZM164 257H161V258L166 260V258H164ZM174 257L175 256H173L172 258H174ZM205 257L208 258V256H205ZM205 257H204L203 261H205V259H207ZM62 258H64V259H62ZM77 258L78 259H81L82 261L78 260ZM200 258L198 257V260ZM218 258H219V255H218ZM221 258H223V257H221ZM83 259L84 260L86 259L85 260L86 262ZM219 260H220V258H219ZM172 261H174V260H172ZM172 261L170 263H172ZM180 261H181V259H180ZM195 261H197V260H195ZM197 262H199V261H197Z\"/></svg>",
  "mask_w": 264,
  "mask_h": 264
},
{
  "label": "bare ground",
  "instance_id": "bare-ground-1",
  "mask_svg": "<svg viewBox=\"0 0 264 264\" xmlns=\"http://www.w3.org/2000/svg\"><path fill=\"white\" fill-rule=\"evenodd\" d=\"M14 1V0H13ZM28 1H30V0H27V3H29ZM34 1V2H33ZM33 1H31L30 2V4L28 5V4H26V2H23L25 5H27L28 6V11H26V12H28L29 13V8H31L32 10H34L35 12H37V10H35V8L36 7H34V5L36 6V4L37 5H39V6H41V5H45L47 2L48 3H50V5H52V4H54V6H55V3L57 4V5H59L60 4V2L62 1L63 3H65V1L66 2H68V0H33ZM53 1V2H52ZM70 1V0H69ZM106 0H71V3H72V9H73V11L74 12H78V13H81L80 14V16L82 17V16H84V17H82V19L81 20H79L80 21V23L81 24H83V26L85 25V24H91V22L92 23H95V25H96V30L93 28L94 26H92V28H91V25L88 27V25L86 26H84V27H82V28H84V30L83 31H86V30H88V29H93V30H95V33H93L92 31V33L94 34V35H96L97 34V36H98V34H100L99 35V40H101L100 38H101V36H103L104 35V33H105V35L103 36V39H104V37H106L105 38V41L104 40H102V42H104L105 43V45H104V43L102 44V45H104L105 47H107L108 48V50L110 51V48H112V51L115 53V51H116V53L115 54H117V52H118V49L119 48H117V45H121V43L120 42H124V40L127 38V40H130V38L131 39H134L135 38V36L133 37V36H131V35H133V34H135V32L137 31V32H140L141 33V35L140 36H137L138 37V40H137V37L134 39V40H131V42L130 41H128V42H130V44L127 42V40H125V43L127 44V45H124V46H122L121 48H123L122 49V53H119L118 52V55H115L114 54V59L111 61L110 60V62L109 61H106V62H109V64H111V62H112V67H108V69H107V72H104L105 74H103V77H101V79H100V84L104 87V89H105V93L103 94L104 95V102H105V105L109 108V110H106V111H104L103 113H99V114H96V112H95V114H87L85 117H84V123L85 124H90V123H93V122H95V121H98V120H100V119H105L107 122H108V124L105 126V128L104 129H101L102 127H100V128H96V129H100V130H97V131H95V128H93L94 129V132L93 133H90V134H87L88 136V138L87 137H85L86 138V140H85V138H83V136L82 135H86V132H88V131H91V130H87V131H85L83 134L82 133H80L81 134V136H80V134H79V136L77 137V139L79 138L80 140L81 139H84V142H86L87 140V143L88 144H86V143H84V144H86L85 145V148L87 147V148H89V146H87V145H90L89 143H93L94 144V142H95V144L98 142V141H100V140H106L107 142H109V143H111V141L112 140H114L115 138H120V137H122V136H130V137H132V138H134L135 140H137V141H144V140H146V141H148V139L150 140L151 138V140H153V138L155 139L154 141L157 143V147H159L160 149H163L164 150V153L161 155V158H162V162H163V166H160L159 165V163H158V160H157V157H153V158H151V157H149L148 156V154H149V151L148 150H146V149H142V148H139V149H134L133 151H132V154H133V156L137 159V160H140L141 162H143V163H146L148 166H149V169H150V171H149V173L151 172V174L153 175V174H155V173H157V172H159V170L162 168V167H164V164H166L167 163V160L170 158V157H178L179 156V152H178V150L182 147L183 149H184V153H185V156H194L195 158H193V159H196V158H198L197 156V154H199L200 153V158L201 157H204L203 159L204 160H202V158L200 159V158H198L199 160H202V161H199L198 159L196 160V162H193V161H195V160H193L192 158H188L189 160H188V163H187V160H183L184 161V163H185V161H186V163L185 164H187V165H189L190 164V162L189 161H192L193 163H191V164H193V165H195V164H197L195 167H194V170H195V168H198V169H196L195 171L194 170H192L193 172H199V173H201L200 175H205V176H208L209 175V172H208V170L207 169H209L210 167H208V166H217V167H215L216 168V172H218L219 174H221V173H228V175L230 176V179H229V181L227 182V184L226 185H224V186H222L219 190L217 189V190H207L206 189V187L208 188V186L206 185V186H204L205 188L203 189V193H201L200 191L202 190V188H201V190L199 191V193L201 194V198L203 197H208V199H213L212 200V202L214 203H211V205H209V206H211V207H209L208 206V212H207V209H205L204 208V205H203V207L201 208V203L202 202H200V203H198V209L196 208V213H195V210H193L192 212H193V214L194 215H192L191 213L192 212H190V213H188L189 215H192L193 217H191L192 218V220H193V218H194V220H196V222H198V224H196V225H194V223H193V225L191 226V228L190 229H188L187 231H183L182 230V227H181V224H183V222H182V218L185 216V213L184 212H182V210H181V208H178V207H180V205L178 206V204L175 206V207H177V209L178 210H176L177 212H178V216H179V212H180V210H181V212H180V219H178V221H175V222H170V221H168L166 218H162V216H158V217H153V215H151V212L150 213H148V214H138V213H136V211H137V207L139 206V200L141 199V194H139V193H137V192H134V191H124L123 190V188H124V186L127 184H129V185H131L132 186V188H137V186H138V183H139V181L138 180H136V181H132L131 179L129 180H117V181H112V180H109V178H110V176L112 175V174H114V173H116V172H119V171H123V172H126V173H129L131 170H132V168H131V159H120V157L121 156H124V155H120L119 156V154L118 153H116V148L114 149V150H111V151H106V152H104V154H102V153H98V154H95V152H93V154L91 153V152H89V153H87L86 151V153H87V155L89 156V154H90V156L88 157V158H86L88 161H89V164L88 165H91L90 163H91V161H94V162H98V164L96 165V168H97V166H99V168H97L98 169V171H96V172H98V173H100V175L98 174V173H96V174H94V175H96V177L97 178H101V182H98V183H101V185L99 186V189L98 190H102V191H104V192H106V194H102V196H104L102 199H100L99 200V203H98V208L99 209H104V212H105V214H106V212L108 213V214H106L107 216H105V214H102L103 215V217L105 216V218H102V220H101V218H99L98 216H99V214L101 213H95L96 215H94V216H96V217H94V223L96 222V224H94V226L96 227V225L98 226V225H102V227L101 226H99V227H97L98 228V230L97 231H95L96 230V228H94V227H92L91 228V230L90 231H92V229H93V233L94 234H97V237H96V235H94L92 232H90V235H91V239L89 238V237H85V238H88L89 239V241L90 240H92V239H94V242H95V244H88V243H82L81 244V242H84V241H82V240H84L85 238H81V239H79L80 240V242H79V244H80V247H79V253H83V251H84V253L85 252H87L88 253V255H89V252L92 254V253H94V255L95 254H100L101 252H103V251H105L106 249H108V248H110V249H114L115 247H118V246H121L120 247V249L119 250H117L116 251V253L114 254V256L112 257V261H114V262H116V264H264V138L262 137V135L264 134V129L263 128H260L259 127V129L258 128H256V131H255V134L257 133V135L256 136H260V141H259V145L257 146V149H256V151H257V158H258V155H259V157L261 158L262 157V159L261 160H259V161H257V163H255V160H258V159H255V157H254V159H252V160H247V157H245V159L244 160H242V169H244V171H245V173H246V175H247V178H245V179H239V178H234L232 175L234 174V172L233 171H228V169L229 168H227V164L225 165V163H224V160L225 159H227L226 158V155L228 154H225L224 153V149H225V151L226 152H229V154L230 153H233V152H230V149L231 150H233V149H237L238 148V146H240V148L239 149H237V150H241V145L239 144V143H243V141H244V139H245V137H244V139H241L240 141L238 140L239 138H237V139H235V140H238L237 142H235V144L236 145H234V146H229V142H228V144L226 143V142H224L223 141V139H219L220 141L218 142H216L215 143V145H213V146H206V144L208 143L205 139L202 141V143H196V142H198L196 139V141H194V139H192V140H188L187 142H185V144H183L182 146L181 145H178V144H176V143H170V142H168V144H165V143H163L162 141H161V139L159 138L160 137V134H173V133H175L176 132V130H177V123L176 122H174V118L172 117V113H168L169 111H171V109H167L168 111H165L166 112V115H162V114H164V111H163V113L161 114V112H162V110H160V109H156L155 110V108L156 107H159V106H156V102L158 103V100H159V97H156V95H155V98H157L158 100L156 101L154 98H153V94H155V93H152L151 92V90L153 91V89H154V87L156 88V84H155V86H153V85H146V84H144V82L141 84L140 82H139V84H141V85H143L142 87H143V89H144V86L146 85V86H149V88H152L153 87V89H151V90H149L148 89V87H146L145 86V89L147 88V90L146 91H150V93L153 95L152 96V98H150L151 97V94H149L148 92H147V94H149V96L147 95V97H149V98H147V97H143L144 96V94H141V95H143V96H141V97H143V98H141L140 100H137V99H139V95H140V93H138V92H144V90L141 88V87H139V86H141V85H139L138 84V82H137V85H138V87H137V90H136V84H135V79H138V78H142V77H144V76H146L147 74L148 75H150L149 73H152V74H154L155 76H153L152 77V80L154 81L155 80V82L157 81V82H159L158 84L162 87V89H163V87H167V86H171V87H173L174 86V88H170V89H168L167 88V91H166V93H165V91H164V89H163V92H164V94H165V97L166 98H171V100H173V102L174 101H176V99L178 98V96H186V94H188V96H189V90H191V92H192V89H196V91H197V89H199L198 91L200 92V93H198V91H197V94H196V91H194L193 90V92H192V95H194L193 93H195V96H197V95H199V96H197V97H195V99L197 98V100L199 99V100H201L202 99V101H203V99L205 98V97H207L210 93H211V90H212V92H214V90L216 89V88H219V87H225V85L227 84V83H233L232 84V86L235 84V83H237V84H239L238 82L240 81V82H242V81H246L249 77V80H247V82L249 83L247 86L248 87H250L251 85H253V83H250V82H254V84L255 83H257V82H259V81H257L259 78L260 79H262L263 77L262 76H264V71H259L258 70V72L255 70V69H257L256 68V66L254 65V64H256L257 62H256V59L254 60V61H252L253 62V64H251L252 62H250V65L249 64H247L246 65V60H244L245 59V56H241V54L239 55V54H235V49L236 50H238L239 48H242V49H244L243 47H245L246 48V50H248V49H250V52L247 54V55H250V56H252V54L254 53V55H255V53H259V52H261L260 53V55H262V57L261 58H263L264 59V39L263 40H261V38H264V0H200V2H201V4L200 5H194V4H191V3H189V4H187V12L188 13H190V15L191 16H193V17H191L190 19H187V21H182L183 22V25H182V23L180 24L179 23V25H181V26H183V27H189L190 29H198V28H200L201 29V27H203L204 25L206 26V24L208 25H210V24H215L216 26H217V24L219 23V22H222V23H224L222 26H227V34H225L226 33V31H225V26H224V28L222 29V28H219V31H221V30H223V35H221V36H223L224 38L226 37L227 38V40H225V39H223V40H225L226 42H229V41H231V39H235V42L233 43V46L231 47V48H229L230 50H228V51H226L227 52V56H226V58H225V55H226V53H225V55H223V54H221V55H223V58H225V59H223L222 58V56H221V58L224 60L223 62H220V63H218L217 61H214L215 59L214 58H210V59H208V60H205V58H204V60H201L202 61V63H201V61L200 62H198V60H190L191 62H193L192 63V65H193V67H189V65H191V62L189 61L188 62V68H187V71H184V70H176V69H173V70H169V71H163V67L164 66H167L168 64H169V62H170V51L166 48V47H164L163 46V44H160V43H157L156 45H155V48L154 49H152V50H150V51H148L147 50V46H145V49H146V52H145V50H143V47L141 48V47H139V46H142L141 44H140V41H142V39H143V42H145V44L147 45L148 43H147V41H144V39H145V36H148V35H150V34H152V33H154V31H156V32H158L159 33V28H161L165 23H167L168 21H173V19H176L177 18V20H179L178 18H179V16H181L180 15V13L183 15V12L181 11V10H183L182 8L184 7H181V9H179V10H177L176 9V11H174L173 13L174 14H171V11L169 12L170 14L168 15L167 14V12H163L164 11V9H166V8H163L164 7V4H161V5H159L158 7H151L150 6V3H149V5H148V3L147 2H145V1H143V0H135V1H133V3H135V6L137 5L138 7H140L141 5H144V6H148L147 8V10H149V8L151 9L150 11H151V13L150 14H141V13H137L136 15H133V13H132V11H135L134 9H128L124 4H123V1L124 0H122V4L124 5V6H120L121 5V0H110V1H108L107 0V2H105ZM147 1H149V0H147ZM17 2H19V6L21 5V3H22V0L20 1H18L17 0ZM33 2V3H32ZM59 2V3H58ZM92 2V3H91ZM120 3V8H119V6L118 5H116L117 3ZM187 3H188V0L186 1ZM14 3V2H13ZM36 3V4H35ZM52 3V4H51ZM62 3V4H63ZM70 3V2H69ZM166 3H168V1L166 2ZM165 3V4H166ZM169 3L170 4H172V1L170 2L169 1ZM168 3V4H169ZM15 4V3H14ZM32 4H34V5H32ZM62 4H60L59 6H58V10L56 9L57 7V5L55 6L56 8H54V6L52 5L51 7H53L52 8V11L54 10H57V12H58V14H60V11L61 12H64V14H65V12L67 11V10H69V8H68V4L66 5V3H65V5L67 6V9H66V7H65V5L63 4V6H61ZM168 4H166V5H168ZM169 4V5H170ZM16 5V4H15ZM25 5H21V7L23 8L22 10H24L25 8L24 7H26ZM31 5V6H30ZM48 5V4H47ZM49 5V6H50ZM70 5V4H69ZM109 6L110 7V5L112 6L110 9H109V7H106V6ZM166 5H165V7H166ZM186 5V4H185ZM17 6H18V3H17ZM24 6V7H23ZM39 6H37V8L36 9H38V7ZM33 7V8H32ZM42 8H43V6H41ZM46 7V6H45ZM44 7V8H45ZM105 7L108 9V10H106L105 9ZM117 7V8H116ZM122 7V8H121ZM41 8V9H42ZM94 9V8H96L95 9V15L93 14V11L91 10V9ZM136 8V7H135ZM27 9V8H26ZM40 9V10H41ZM66 9V10H65ZM112 9V10H111ZM122 11H121V10ZM123 9H125V10H123ZM127 9H128V11H127ZM39 10V9H38ZM167 10V9H166ZM165 10V11H166ZM42 11V10H41ZM40 11V12H41ZM51 11V10H50ZM72 11V12H73ZM111 11H113V12H111ZM119 11H121V12H119ZM125 11H127V12H125ZM130 11H131V14H132V16H131V14H130ZM145 11V10H144ZM159 11H161V12H159ZM190 11V12H189ZM20 12H21V9H20ZM26 12H22V15L24 16H22L21 15V17L24 19V20H26V19H28V18H31V19H35V22L36 21H38V22H40V20H39V18L41 19V17L43 18V20L44 19H46V17L44 18L43 17V15H39V18H38V20L36 19V16L34 17L33 16V18L32 17H29V16H26L27 15V13ZM73 12V13H74ZM92 12V13H91ZM125 12V13H124ZM138 12V11H137ZM159 12V14H157ZM178 12H179V14H178ZM26 15H25V14ZM39 13V12H38ZM55 13H56V11H55ZM67 13V12H66ZM88 13V14H87ZM109 13H110V15H115L114 17H115V19L113 20L114 22H112V23H109L108 25H112L113 24V26L115 25L116 27H118V30L115 28V26L113 27L114 28V31H112L111 29H113L112 28V26L110 25V26H108V29H109V31H111V32H109L110 33V35L112 34L113 35V38H115L116 37V34H117V37H116V39L115 40H117V41H115V45H112L113 43H112V41L114 42V40H113V38H112V36L110 37L107 33L108 32H105L106 30H105V28L107 29V22H106V18L108 17V15H109ZM113 13V14H112ZM118 13L119 14H123V16H126V19H127V17L129 18V16H131L129 19L130 20H126L127 21V25L125 24V27L126 28H123V30H125L126 29V31H123L122 29H120V26H121V28H122V25L123 24H121L122 23V20H121V22L119 21L121 18L119 17L120 15H118ZM135 13H136V11H135ZM163 13H166L164 16H163ZM187 13V14H188ZM206 13H208V14H211V16L210 17H207V18H204V17H206V16H203V15H205ZM30 14V13H29ZM41 14V13H40ZM53 14V13H52ZM87 14V16H85ZM91 14V15H90ZM55 15V14H54ZM53 15V16H54ZM57 15V14H56ZM61 15V14H60ZM68 15H69V17H68ZM68 15H67V18H71L70 16H73L72 15V13H70V10L68 11ZM94 15V16H93ZM109 15V16H110ZM128 15V16H127ZM159 15V16H158ZM179 15V16H178ZM31 16V15H30ZM41 16V17H40ZM45 16V15H44ZM50 16V15H49ZM48 16V17H49ZM52 15H51V17H53ZM65 16V15H64ZM76 16V15H75ZM105 16H107V17H105ZM134 16V18H135V20L132 18ZM162 16V17H161ZM177 16V17H176ZM27 17V18H26ZM50 17V18H51ZM57 17V18H56ZM62 17H63V13H62ZM62 17H60L59 16V18H62ZM89 17V18H88ZM90 17H92V18H90ZM105 17V18H104ZM117 17V18H116ZM182 17V16H181ZM239 17H241L242 19H241V22L239 23V24H236V26H232V25H234L233 23L234 22H236L235 20H237ZM73 18L74 19H76V17H74L73 16ZM96 18V21L94 20ZM102 18H104V19H102ZM34 19L32 20V21H34ZM54 21H56L57 20V22L55 23V24H57V23H59V21L58 20H60V25H62L61 24V19H58V15L57 16H54ZM64 19H66V16H65V18ZM93 19V20H92ZM116 19H119V20H116ZM131 19H133V24H130L131 23ZM182 19H185V16H183L182 17ZM50 20V19H49ZM63 20V19H62ZM77 20V22H79L78 21V19H76ZM102 20L104 21L105 20V26L106 27H104V26H101V25H103L102 23ZM200 20V21H199ZM202 20V21H201ZM64 21L65 20H63V24H64ZM66 23H69V19L67 20L66 19ZM116 21V22H115ZM130 21V22H129ZM136 21V22H135ZM71 22H74L73 21V19H72V21H70V23ZM178 22V21H177ZM65 23V24H66ZM75 23V22H74ZM73 23V25H74V30L77 32V31H79L80 30V28H79V26H77V27H75L76 26V24L77 25H80L79 23H76V24H74ZM148 23H152V28L150 27V29H146V27H148V26H146L145 24H148ZM101 24V25H100ZM220 24V23H219ZM218 24V25H219ZM37 25V26H36ZM39 25V23H35V26H34V28L33 29H37V28H39V29H37L39 32H37V30H36V32H35V30L33 31V32H30L29 33V35H31L33 38H31V36H30V38L28 37V38H26L27 36H25L24 38H26L25 39V46H27L28 44H33V43H31V42H34V44L33 45H31L32 46V48H33V51H30V48H31V46H28V47H24V43L21 45L22 47H20V46H16L15 48H14V54H16V56H17V52L18 51H20V53L22 54L23 52V54H26L27 53V51L29 50L30 52H34V54H36V52H37V55H39V57H38V61L40 62V65L41 64H45V68H46V70L45 71H49V66H50V64L52 65V71H54V72H52V73H49V72H51V70L48 72H46V73H48L49 74V76H50V74H51V82L54 80H57L58 81V83H60V85L57 83L56 85H55V87L53 88H51V91H52V89L53 90H56L57 88L56 87H58L59 88V86H60V88L59 89H61L60 91L59 90H56L57 91V93H56V91H55V93L57 94V96L55 95V93H54V91L53 92H51V91H49V83L48 82H50L48 79H49V77L48 76H44L43 75V79H45L46 81H48V82H44V80L42 79H39L40 80V82L38 81V83L39 84H37L36 83V85L37 86H44V84L45 83H47L48 85V87H46V85H45V87L47 88V90L45 91V89L46 88H44L43 87V90L45 91V92H47V93H49V92H51V93H53V97H52V99H51V102L50 103H48V104H50L51 105V103H52V105L51 106H55V104H53V102L54 101H56V105H57V102H60V104H62V103H64V101H65V103H66V97H65V93L66 92H75V91H78V89L82 86L79 82H76V81H74L73 79H72V77L70 78L69 77V75H67L68 73L67 72H71V71H68L69 69H71V68H73V69H80L79 68V66H80V62L83 60V57H84V60L85 61H87V58H88V63H89V61H91V62H93L92 64H90L91 66L93 65L94 66V64H95V66L97 65V67H99V66H101V65H103V66H107V63H105V61L104 62H102V60L104 59V57H103V53L101 54L100 53V51L101 50H104V49H102V45L101 46H99V45H97V44H95L93 41H92V43H94L95 44V46H98V47H100L101 49H99L98 47H93V44L91 43V45H90V47H84L83 46V48L81 47V46H78V48H76L77 47V42H75L74 40H76L75 39V37H74V35L73 34H75V31L73 30L72 31V28L70 29V31H69V27H72V26H67V27H65V25H63V26H61L62 28L64 27V29H62V31L61 32H63V30H64V32L68 29V31L69 32H71V35H73V37L71 36V35H69V36H71L72 38H70L68 35H66V34H64V37L66 36V39H64V41L63 40H61V42H62V44H57L54 48H51V49H48L49 50V52H50V50H52L51 51V55H49L50 53L48 52V50H47V46H46V49H44L45 47V45H47V44H49V41H52L53 39L52 38H54L55 37V34H54V32L55 31H57V30H55V29H52L53 28V26L52 25H54V23L52 22H50V26L52 27H50L49 25H47L46 27H47V29H52L53 30V32L52 31H47L46 30V27H44L43 26V28H42V23L40 22V25L39 26H41V27H39L38 26ZM68 25V24H67ZM71 25V24H70ZM99 25V26H98ZM185 25V26H184ZM231 25V26H230ZM80 26H82V25H80ZM215 26V27H216ZM37 27V28H36ZM88 28V29H86L85 30V28ZM101 27V28H100ZM219 27H221L220 25H219ZM44 28H45V30L47 31V32H49L50 34L48 35V36H51V34H52V38L51 37H48V38H51V40L50 39H48V38H45V34H44V32H45V30H44ZM55 28H56V26H55ZM59 28H60V26H59ZM65 28H67V29H65ZM104 28V33H103V30H101V29H103ZM78 29V30H77ZM99 29V30H98ZM108 29H107V31H108ZM163 29V28H162ZM180 29H182V27L180 28ZM221 29V30H220ZM55 30V31H54ZM61 30V29H60ZM117 30V31H116ZM122 32V34H120L121 32ZM129 30L131 31V32H129ZM133 30V31H132ZM67 31V32H68ZM81 31V30H80ZM90 30H88V31H86V34L88 35H90L91 33H87V32H89ZM99 32V33H97V32ZM119 31V32H118ZM218 31V30H217ZM225 31V32H224ZM58 32V31H57ZM72 32H73V34H72ZM117 32V33H116ZM160 32H161V30H160ZM186 32V31H185ZM32 33H34V35L32 34ZM46 33V32H45ZM132 33V34H131ZM70 34V33H69ZM118 34L120 35V36H118ZM125 36H124V35ZM128 34L131 36H128ZM219 34H220V32H219ZM28 35V34H27ZM46 35H47V33H46ZM122 35V36H121ZM44 36V37H43ZM54 36V37H53ZM96 36V37H97ZM124 36V37H123ZM127 36V37H126ZM123 39L122 41H119V40H121V38ZM126 37V38H125ZM69 38V39H68ZM110 38H111V40H110ZM120 38V39H119ZM38 40V42H40L41 44H39L38 46H39V48H38V46L37 47H35V44H36V40ZM45 39H48V40H46V44L44 43V41H45ZM71 39V42H70V44H65V42H66V40L69 42V40ZM109 40V42L110 43H112L111 44V46H109L110 45V43H108V41L107 40ZM147 39V38H146ZM29 40H32V41H29ZM135 40H136V42L138 41V43L136 44V46L137 47H135V49L136 50H138L137 48L139 47V48H141L140 49V51H144L147 55H145L144 53H143V51L141 52L142 54H144V56H142V54L140 55L139 53H136L135 51L133 52V53H128V51H130V49H132V47L131 46H133L132 44H134L133 43V41L135 42ZM77 41V40H76ZM154 41V40H153ZM156 41V40H155ZM154 41V42H155ZM158 41V40H157ZM224 41V42H225ZM30 42V43H29ZM48 42V43H47ZM61 42H58V43H61ZM68 42H66V43H68ZM101 42V43H102ZM222 42V41H221ZM225 42V43H226ZM64 43V44H63ZM75 43H76V45H75ZM86 43V45H88V43H90V39H89V42H85ZM96 43H99V42H96ZM101 43H99V44H101ZM119 43V44H118ZM43 44V45H42ZM230 42H229V44L227 43V45H225V48L226 47H228V46H230ZM61 45H64V46H61ZM66 45H68V46H66ZM73 45V46H72ZM88 45V46H89ZM107 45V46H106ZM219 45V44H218ZM217 45V46H218ZM221 45V44H220ZM243 45V46H242ZM245 45H247V46H245ZM248 45H251L252 46V48H250V47H248ZM34 46V47H33ZM72 46V47H71ZM126 46H127V48H126ZM222 46V45H221ZM240 46H242V47H240ZM18 47H19V49H18ZM23 47H24V49H23ZM30 47V48H29ZM41 47H43V48H41ZM79 47H81L82 49H79ZM104 47V48H105ZM131 47V48H130ZM17 48V49H16ZM21 48L24 50H21ZM35 48V49H34ZM37 48V49H36ZM56 48V49H55ZM73 48H74V53H72L73 52ZM86 48V50H85V52L86 51H88L89 50V48L92 50L91 51V55L92 54H94V56H95V58L98 60V64H97V60L93 57V58H91V55H89V53L88 52H86L87 53V57L86 56H84L83 55V57H82V60H81V57H78V56H76V55H78L80 52H82V51H84L83 49H85ZM94 48H96V49H99L98 51V54H101V55H99L100 57H103V59L102 58H100L96 53H97V50H96V52H95V49ZM107 48L105 49L106 51H107ZM127 49V51H125L126 49ZM39 49V50H38ZM41 49H43L44 51H42ZM59 49V50H58ZM75 49H78V50H75ZM88 49V50H87ZM16 50H17V52H16ZM38 50V51H37ZM55 50V51H54ZM72 52H71V51ZM93 50H94V52H93ZM123 50H124V55H123ZM213 50V49H212ZM217 50V53H218V49H215V50H213V51H216ZM22 51V52H21ZM25 51H26V53H25ZM28 51V52H29ZM39 51H41V53H43V54H41L40 55V53L38 54V52ZM90 51V50H89ZM119 51L121 52V49H119ZM139 51V50H138ZM139 51V52H140ZM193 51H199L197 48H195ZM203 51H205V50H203ZM208 51V50H207ZM238 51H241V49L240 50H238ZM238 51H236V52H238ZM48 54H47V53ZM76 52H79L78 54L76 53ZM101 52H103V51H101ZM111 52V51H110ZM125 52L127 53V54H125ZM148 52V53H147ZM245 52V51H244ZM19 53V52H18ZM46 53V54H45ZM76 53V55H74ZM84 53V52H83ZM104 53H106V52H104ZM210 54H211V52H209ZM20 54V55H21ZM22 54V55H23ZM208 54V53H207ZM111 55V54H110ZM109 55V56H110ZM137 55H140V56H138L137 57ZM42 56H45V58L47 57L48 58V63H50L48 66H47V62L46 61H44L43 62V60H45V59H43L44 57H42ZM74 56V57H73ZM82 56V55H81ZM220 56H218L217 58H219V61H220ZM70 57V60L68 59ZM78 57V58H77ZM91 59H90V58ZM97 57H99L100 58V60L97 58ZM40 58V59H39ZM46 58V59H47ZM55 58V59H54ZM77 60H81V61H77ZM80 58V59H79ZM253 58V57H252ZM16 59V58H15ZM73 59H75L74 61H76V63L77 64H75V62L73 61ZM195 59V58H194ZM14 60V59H13ZM55 60V61H54ZM56 60H60L59 62H61V60H62V63L60 64L58 61H57V63H56ZM65 60H67V61H65ZM71 60H72V62H74V64L73 63H71ZM83 60V61H84ZM244 60V61H243ZM248 60H250V58H248ZM82 61V62H83ZM85 61L83 62V63H85ZM10 62V61H9ZM81 62V63H82ZM87 62L84 64V65H81V70L83 71L84 69H86V68H92V67H90V66H88V65H86L87 64ZM99 62H101V63H99ZM154 63L155 65H158V67H156L154 64H152V67H150L149 65H148V63ZM15 63V65H16V63L17 62H12V60H11V62L10 63H8L9 65H6V69L8 68V66L9 67H11V68H17V66H11V65H13ZM47 63V64H46ZM65 63V64H64ZM69 63V64H68ZM70 63L72 64V65H70ZM79 63V64H78ZM82 63V64H83ZM197 63V64H196ZM99 64H101V65H99ZM105 64V65H104ZM108 64V65H109ZM196 64V65H195ZM43 65H42V67H43ZM73 65L75 66V67H73ZM77 65V66H76ZM85 65H86V67H85ZM122 65H124V66H122ZM142 65V66H141ZM195 65V66H194ZM258 65V64H257ZM68 66H71V68H69ZM85 68H84V67ZM94 66V67H95ZM129 66V69H130V67H138V66H141V69H143L142 67H144L145 66V68L141 71V73L137 76V78H134V79H132V80H129L130 82H131V84H130V82H128V81H126V80H124V78L126 79V76H124L125 74H124V71H126L125 69H124V67L125 68H127V67ZM147 66H149V67H147ZM43 67V72H44V68ZM47 67L49 68V69H47ZM78 67V68H77ZM82 67L84 68V69H82ZM93 67V69L92 70H94V71H96L95 73H98V72H100V71H97V67L96 68H94ZM124 69V71H123V69ZM161 67V68H160ZM139 68V67H138ZM54 69V70H53ZM66 69V70H65ZM68 69V70H67ZM247 69H249V71H250V69H252L251 71L252 72H256L255 74H256V76H255V74L253 75L254 77H252V76H249V75H247L246 74V70ZM14 70V69H13ZM13 70H11V71H13ZM77 70V71H78ZM81 70H79V72H77V71H74V74H75V72L78 74H80V71ZM197 70H199V71H202V72H204V75H205V73L207 72V73H210V76L211 77H209V75L207 74L206 76H204L203 74H202V76L204 77H202L203 79L200 81V83H197V84H199V88L196 86V88L194 87V88H188V87H185V83L187 82V80H189V79H191V77L194 75V73L197 71ZM225 71V73H223L224 75H222V72H221V75H220V73L218 74V76H220V77H217L216 78V75L214 74L215 72L216 73H218L219 71ZM255 70V71H254ZM65 71H67L66 73H65ZM239 71V73H241V74H239V73H237ZM245 71V72H244ZM14 72V71H13ZM43 72H41V74H43ZM73 72V71H72ZM242 72L244 73V75H242ZM10 73V72H9ZM54 73V75L52 76V74ZM102 73V72H101ZM239 75H237V74ZM249 73H251V72H249ZM40 74V75H41ZM47 74V75H48ZM214 76L215 75V78L212 76V75ZM40 75H39V77H40ZM46 75V74H45ZM236 75H237V77H236ZM247 75V76H246ZM69 77V80L70 81H68V83H70V84H68V88H66L67 90L69 89V91H65L66 89L65 88H61V82H62V85H63V83H65V81L68 79V77ZM71 76V75H70ZM74 76V75H73ZM208 76V77H207ZM241 76H244L245 78H241ZM48 77V79H46ZM77 77H79L78 75H77ZM111 77L113 78V77H117V81L118 80H121V81H123L124 83L126 82V84L127 85H132V84H134L133 86H135L134 88H135V91H133V86H131L130 88H132L131 90L133 91V92H135L136 94H137V98L136 97H134L133 95H129V96H132V102H131V105H132V103L133 102H135V103H133V105H132V107H131V105L129 106V108H127L126 106V108H125V110H128V112H130V110H132L134 107L133 106H135L136 108L134 109V110H136V111H139L140 110V108L139 107H142V106H144L145 104H151V102L152 101H156L155 102V106L153 105V102H152V106H154V107H152V109L150 110V112L149 113H151L152 112V110H154V112L157 114H161V116L159 115V116H157V115H153V118L152 119H146V118H143V116H142V112L141 113H136V114H134L136 111H131V114H120V113H122V112H124V109H123V107L124 106H120V101H122V100H120V98L121 97H119L118 96V93H117V83L116 84H113V83H111L110 82V79H111ZM155 77V78H154ZM246 77H247V79H246ZM262 77V78H261ZM67 78V79H66ZM154 78V79H153ZM242 80H241V79ZM255 78V79H254ZM142 79H144V78H142ZM142 79H139V81L140 80H142ZM240 79V80H239ZM246 79V80H245ZM259 79V80H260ZM72 80V81H71ZM133 80H134V83H133ZM144 80H146V79H144ZM252 80V81H251ZM256 80V81H255ZM53 81V82H54ZM99 81V80H98ZM116 81V82H117ZM230 81H232V82H230ZM50 82V83H51ZM119 82V81H118ZM142 82V81H141ZM261 82V81H260ZM55 83H56V81H55ZM54 83V84H55ZM81 83H83V82H81ZM97 83H99V82H97ZM120 83V82H119ZM118 83V84H119ZM149 83V82H148ZM147 83V84H148ZM150 83H151V79H150ZM196 83V82H195ZM42 84V85H41ZM54 84L53 85H51V86H54ZM126 84H124V86L126 85ZM163 86H162V85ZM196 84V85H197ZM247 84V83H246ZM259 84V83H258ZM35 85V87L36 88H34V89H32L31 90V92L29 93V97L31 98V96L33 97H37L38 95H40V94H42V91H41V89L42 88H40L39 89V87H37ZM58 85V86H57ZM126 85V86H127ZM64 86V85H63ZM66 86V85H65ZM159 86V87H160ZM123 87V86H122ZM82 88V87H81ZM127 88V87H126ZM188 88V89H187ZM65 89V90H64ZM103 89V88H102ZM125 89V88H124ZM142 89V90H141ZM214 89V90H213ZM128 90V88L125 90V91H127ZM154 90H156L157 91V93H159L158 92V89H154ZM170 90V91H169ZM39 91H41V92H39ZM49 91V92H48ZM63 91H65V93H62ZM121 91V90H120ZM44 92V93H45ZM71 92V93H72ZM141 92V93H142ZM155 92V91H154ZM190 92V93H191ZM251 92V91H250ZM37 93H39L38 95H37ZM60 93V94H59ZM36 94V95H35ZM61 94H62V98H64L63 100H62V98H60V100H57V98L56 99H54V97H60L61 96ZM76 94H77V92H76ZM81 94V93H80ZM90 94H92V93H84V95H85V99H86V97H88ZM200 94H202V96H204V97H201V95ZM244 94H245V91H244ZM31 95V96H30ZM59 95V96H58ZM79 95V94H78ZM82 95V94H81ZM119 95H121V94H119ZM145 95H146V93H145ZM159 95V94H158ZM191 95V94H190ZM249 95V94H248ZM247 95V96H248ZM263 95V94H262ZM73 96V95H72ZM83 96V95H82ZM118 96V97H117ZM121 96H123V95H121ZM162 95H160V99L162 98L161 97ZM177 96V98H175ZM245 96V95H244ZM243 96V97H244ZM33 97V98H34ZM79 97V96H78ZM101 97V96H100ZM128 97V96H127ZM210 96H208L206 99L208 100V101H210V99L211 98H209ZM13 98V97H12ZM26 98V97H25ZM38 98V97H37ZM36 98V99H37ZM124 98V97H123ZM136 100H135V99ZM174 98V99H173ZM201 98V99H200ZM214 98V97H213ZM72 99H74V98H72ZM103 99V98H102ZM133 99L135 100V101H133ZM188 99V98H187ZM206 99H204V102H205V104H207V107L208 106H210V105H208L209 104V102L206 100ZM245 99V98H244ZM5 100H8V98H6ZM10 100V99H9ZM13 100V99H12ZM34 100V99H33ZM38 100V99H37ZM53 100V101H52ZM62 100V101H61ZM129 100L131 101V99L129 98ZM167 100V99H166ZM170 100V101H171ZM206 100V101H205ZM50 101V100H49ZM48 101V102H49ZM169 101V99H168V104H165V105H168L167 107L168 108H170L169 106H170V102ZM178 101H179V98H178ZM201 101V102H202ZM41 103H42V101H40ZM73 102V101H72ZM71 102V103H72ZM103 102V103H104ZM137 102V103H136ZM160 102H162V99H161V101ZM192 101L191 100H189V104H187V105H185V103H184V101H182L180 104H181V106H179V105H174V103H173V105H172V108H173V106L174 107H177V108H175V111H177L178 113H174L175 115H173L177 120H178V118L180 117V116H182V117H184L185 115L186 116H191V114H192V112H194L195 111V108H194V106H193V102H192V104H190ZM206 102H208V103H206ZM210 102H212V101H210ZM214 102H215V100H214ZM213 102V103H214ZM259 102V101H258ZM262 102V101H261ZM40 103V104H41ZM46 103V102H45ZM55 103V102H54ZM63 104V106L65 107V109L67 108V103L66 104ZM75 103V102H74ZM127 103V102H126ZM40 104H38L39 106H38V108H39V110L41 109V106L42 105H40ZM43 104V106L45 105L44 104V102L42 103ZM59 104V103H58ZM59 104V105H60ZM79 104H80V102H79ZM95 104V103H94ZM130 104V103H129ZM149 104V105H150ZM184 104V105H183ZM197 104H198V102H197ZM84 105V104H83ZM92 105V104H91ZM98 105V104H97ZM158 105H160V103L158 104ZM182 105L184 106L181 110H177V109H180L181 107H182ZM190 105V106H189ZM192 105V106H191ZM260 105V104H259ZM258 105V106H259ZM43 106H42V108H43ZM87 106V105H86ZM94 106V105H93ZM101 106H102V104H101ZM178 106H179V108H178ZM204 106V105H203ZM206 106V105H205ZM205 106H204V109H205ZM70 107V106H69ZM74 107V106H73ZM77 106L75 105V108H76ZM91 107V106H90ZM150 107V108H151ZM196 107H198V105H196ZM206 107V108H207ZM260 107V106H259ZM63 107H62V105H61V109H62ZM80 108V107H79ZM89 108V107H88ZM99 108V107H98ZM104 108H105V106H104ZM132 108V109H131ZM161 108V107H160ZM199 108V107H198ZM209 108V107H208ZM208 108H207V110H208ZM212 108V107H211ZM217 108H219L218 106H217ZM60 109V110H61ZM100 109V108H99ZM123 109V110H122ZM165 109V108H164ZM193 109H194V111H193ZM200 109H202V112L200 111ZM203 108H199L198 110L201 112H199L198 110V112L197 113H200V115L202 114V116H204L206 119H207V121L205 120H203V122H200V123H202L201 125H203L204 124V122H205V126H204V129L205 128H207V126H209V124L208 123H210V121L209 120H211L212 121V119L213 118H215V117H213V118H210V119H208V117H209V113L207 114L208 116L206 117V113H207V110H205V111H203L204 110ZM43 110V109H42ZM63 110H64V108L61 110V112L62 113H66V110H65V112H63ZM80 110V109H79ZM160 110L161 112L159 113L158 111ZM120 111V112H119ZM210 110H208V112H209ZM220 111V112H219ZM218 112L219 113H221L222 115H223V113H225V111H224V109L222 108V109H220ZM223 113H222V112ZM71 112L72 111H70V116L72 115L71 114ZM84 112V111H83ZM83 112H81V115H82V113ZM85 112H86V110H85ZM117 112H119V113H117ZM134 112V113H133ZM205 113V115H204V113ZM211 112V114H212V110L210 111ZM215 112V111H214ZM60 113V112H59ZM58 113V114H59ZM80 113V112H79ZM133 113V114H132ZM148 113V114H149ZM167 113H168V115H167ZM189 113H191V114H189ZM219 113H218V115H219ZM38 114V113H37ZM37 114H35V112H34V115L36 116ZM152 114H154L153 112H152ZM172 114V115H171ZM195 114V113H194ZM34 115L32 116V118L34 117ZM64 115V114H63ZM68 115V114H67ZM80 115V114H79ZM177 115V116H176ZM179 115V116H178ZM193 115V114H192ZM214 115V114H213ZM225 116H228L227 114H224ZM13 116H14V114H13ZM58 116H61V114H59ZM69 116V118H73V117H70ZM82 116H84V115H82ZM163 116V117H162ZM199 116V115H198ZM230 116V115H229ZM40 116H39V114H38V119L36 120V118L35 119H32V120H36V121H34V124H36L37 123V121L38 120H42L41 118H39ZM68 117V116H67ZM152 117V116H151ZM224 117V116H223ZM231 117V118H230ZM230 117H227V118H225V120H232L233 121V119L234 118H232V116H230ZM240 117V116H239ZM58 119V118H57ZM65 119V118H64ZM68 119V118H67ZM67 119L65 120V122L67 121ZM79 119V118H78ZM69 120V119H68ZM73 120H74V118H73ZM224 120V121H225ZM56 121V120H55ZM60 121V120H59ZM80 121H81V118H80ZM245 121V120H244ZM43 124H41V125H44L45 123H48V122H45V121H41ZM62 122V121H61ZM76 122V121H75ZM67 123V122H66ZM70 123V122H69ZM80 123H82V122H80ZM240 123V122H239ZM14 124V123H13ZM33 124V123H32ZM38 124H40L39 123V121H38ZM63 124H64V122H63ZM106 124V123H105ZM240 124H242V123H240ZM30 125V124H29ZM48 125V124H47ZM47 125H45V128H48V126ZM52 125V124H51ZM62 125V124H61ZM64 125H66V124H64ZM71 125V123L69 124V126ZM80 125V124H79ZM200 125V127L202 128L203 126H201ZM207 125V126H206ZM211 125V124H210ZM215 125V124H214ZM17 126V125H16ZM28 126V125H27ZM26 126V127H27ZM47 126V127H46ZM50 126V125H49ZM58 126V125H57ZM68 126V127H69ZM74 126V125H73ZM242 126V125H241ZM240 126V127H241ZM248 126V125H247ZM25 127V129H24V127L21 125V128H22V134H23V129L25 130V131H27V132H25V134H26V136L25 137H27V135L29 134V135H31L32 133H30V132H33V131H35V132H37L36 131V129L35 130H32L31 129V127H30V131H28L27 129L29 128H26ZM37 127V126H36ZM38 127H39V125H38ZM52 127V126H51ZM61 127V129H64L62 126H60ZM67 127V126H66ZM66 127H65V129H66ZM88 127V126H87ZM215 127V126H214ZM238 127V126H237ZM256 127V126H255ZM258 127V126H257ZM16 128V127H15ZM15 128H13V129H15ZM17 128H19V126L17 127ZM16 128V129H17ZM43 128H44V126L42 127V130H43ZM44 128V129H45ZM90 128V127H89ZM212 128V127H211ZM211 128H209V129H207L208 131H211V133H214V131H212V129ZM250 128V127H249ZM20 129V128H19ZM41 130V127L40 128H38V131H40ZM61 129L58 131V129H56L57 131V133H59V132H62L61 131ZM68 129V128H67ZM69 129H71V128H69ZM87 129V128H86ZM93 129H92V131H93ZM211 129V130H210ZM248 129V128H247ZM21 130V129H20ZM71 130H73V128L71 129ZM79 130V129H78ZM85 130V129H84ZM206 129H205V131H203L204 132V136H208V131H207ZM240 130H241V128H240ZM250 130V129H249ZM12 131H14V130H12ZM18 131V130H17ZM17 131H15V134H13V136H18L19 137V135H17L16 133H18V134H21V133H19V132H17ZM47 131V130H46ZM45 131V132H46ZM64 131H66V130H63V132ZM82 131H83V129H82ZM235 131V130H234ZM29 132V133H28ZM42 132H44V131H42ZM44 132V133H45ZM56 132H54V134L56 133ZM70 132V133H69ZM69 132H66V133H69V134H67V135H69V137H67L66 136V134L65 133H63V134H65V136H66V140L68 139H70V136H72V134L74 135V133H75V131L71 134V131H69ZM28 133V134H27ZM41 133V132H40ZM112 134V137H110L109 138V136H107V138H106V134ZM210 133V134H211ZM36 135H37V133H35ZM43 133H41V135H42ZM52 134V133H51ZM53 134V135H54ZM62 134V135H63ZM76 134V133H75ZM209 134V135H210ZM235 134H236V132H235ZM24 135V134H23ZM35 135V136H36ZM38 135L40 136V134L38 133ZM37 135V136H38ZM52 135V136H53ZM56 135V134H55ZM61 135V134H60ZM62 135H61V138H63L62 137ZM212 135V134H211ZM58 136V135H57ZM235 136V135H234ZM241 136V135H240ZM12 137V136H11ZM15 137V138H16ZM25 137H23V138H25ZM29 137V136H28ZM33 137V134H32V136H31V138ZM51 137V136H50ZM14 138V137H13ZM12 138V139H13ZM21 138V137H20ZM31 138L29 137V141H31ZM63 138V139H64ZM104 138V139H103ZM236 138V137H235ZM241 138V137H240ZM26 139V138H25ZM28 139V138H27ZM26 139V140H27ZM32 139H36V138H32ZM51 139H57L56 137L54 138V136L53 137H51ZM78 139V141L74 144V146H76L77 147V145H78V143H80V142H82V140L80 141ZM100 139V140H99ZM198 139V138H197ZM246 139H248L249 140V138L247 137ZM245 139V141H247ZM250 139H251V137H250ZM17 140H19L20 142H22L23 140H21V139H17ZM25 140V141H26ZM60 140V139H59ZM180 140H181V137H180ZM10 141V140H9ZM14 141V140H13ZM18 141V142H19ZM25 141H23V142H25ZM33 141V140H32ZM64 141V140H63ZM74 140H72L71 142H73ZM146 141H144V142H146ZM206 143H205V142ZM226 141V140H225ZM229 141V140H228ZM17 142V141H16ZM19 142V143H20ZM52 142V141H51ZM54 142V141H53ZM56 143H58L57 141H55ZM71 142H69L70 144H71ZM124 142V141H123ZM201 142V141H200ZM251 142V141H250ZM27 143V142H26ZM56 143H55V148L54 149H56L55 151L56 152H54L55 153V155H56V157H58V158H56L57 160L58 159H64V156L63 157H61V155L59 156V154H60V152L58 153V154H56L57 152H58V150L57 149H61V144L59 145L60 147H57V145H56ZM83 143H81V144H83ZM125 143V142H124ZM127 144H128V142H126ZM125 143V144H126ZM180 143V142H179ZM25 144V143H24ZM52 144V143H51ZM121 144V143H120ZM125 144H123L122 146L123 147H126L127 145H125ZM233 144V143H232ZM45 145H46V142H45ZM243 145V144H242ZM249 145V144H248ZM53 146V145H52ZM51 146V147H52ZM73 146V147H74ZM79 146V145H78ZM120 146V145H119ZM42 147H46V146H42ZM51 147H49V148H51ZM57 147V148H56ZM81 147H82V145H81ZM84 147V146H83ZM82 147V148H83ZM93 147V146H92ZM122 147V148H123ZM136 147V146H135ZM210 147V148H209ZM81 148V149H82ZM244 148H245V146H244ZM256 148V147H255ZM254 148V149H255ZM75 150H76V148H74ZM77 149H78V147H77ZM119 149V148H118ZM226 149H229V150H226ZM41 150H44V149H41ZM41 150H40V152H41ZM51 151H52V149H50ZM62 150V149H61ZM79 150V149H78ZM84 150V148L82 149V151ZM86 150V149H85ZM123 150H124V148H123ZM218 151V152H220L221 150L223 151L222 152V154H223V156H224V158L225 159H219V158H215V159H213V157H211V154L213 155V153H214V151ZM220 150V151H219ZM236 150V151H237ZM253 150V149H252ZM113 151H115V152H113ZM235 151V152H236ZM242 151V150H241ZM255 150H254V153L256 152ZM39 152V153H40ZM43 152H45V151H43ZM43 152H42V154H43ZM84 152V153H85ZM118 152H120V151H118ZM238 152V151H237ZM47 152H45V154H46ZM62 153V152H61ZM122 153V152H121ZM120 153V154H121ZM240 153V152H239ZM38 154V153H37ZM37 154H36V156H37ZM79 154V153H78ZM256 154V153H255ZM39 155V154H38ZM47 155V154H46ZM46 155H42L43 156V158L41 159V157H39V159H41V161H43V162H39L38 161V158H37V160H35V161H37V162H35L34 160H33V164H31V165H34V167H35V165L39 162V165L37 164L36 165V167H35V171H37V167H39L40 166V164L42 163L43 164V166L45 167V165H50V162H52L53 160H55V158H52V159H49L48 157H49V154L46 156ZM80 155V154H79ZM78 155V156H79ZM197 155V156H196ZM232 155V154H231ZM234 155V154H233ZM244 155V154H243ZM41 156V155H40ZM45 156V157H44ZM86 156V155H85ZM34 157H35V155H34ZM80 158H83V155L81 156H79ZM126 157V156H125ZM220 157V156H219ZM240 157V156H239ZM239 157L237 158V159H232L233 161H235V160H237V161H235L236 163H234L233 164V166L235 165V164H237V168H235V169H238V168H240V166H241V163H239V161H238V159H239ZM186 159H187V157H185ZM184 158V159H185ZM220 158H222V157H220ZM241 159H242V157H240ZM34 159V158H33ZM46 160V161H44V160ZM47 159H49L48 161H50V160H52V161H50L49 163H47ZM84 159L85 158H83V161H84ZM192 159V160H191ZM229 159V158H228ZM31 160H32V157H31ZM65 160V159H64ZM229 160H231V159H229ZM240 160V159H239ZM246 160V161H245ZM254 160V161H253ZM81 161V160H80ZM203 161H204V163H203ZM241 161V160H240ZM247 161H248V163H251L252 161L255 163V164H248V165H244L245 163H247ZM251 161V162H250ZM27 162V161H26ZM229 163V162H232V161H228V160H226V163ZM238 162V163H237ZM245 162V163H244ZM47 163V164H46ZM56 163H58V161L56 162ZM61 163V162H60ZM233 163V162H232ZM244 163V164H243ZM45 164V165H44ZM82 164V163H81ZM179 164V163H178ZM30 165V164H29ZM48 165V167L46 166V170L47 171H49V169L51 168L52 169V167H53V169H55V164H54V162H53V166L52 165H50L49 166ZM63 165V164H62ZM179 165H183V164H181V162H180V164ZM201 165V166H200ZM240 165V166H239ZM59 166V165H58ZM185 167H186V165H184ZM213 166L211 167L212 169H213ZM27 167V166H26ZM25 167V170L24 171H29V169H30V172H32V170H33V166H28V168L29 169H27ZM32 167V168H31ZM50 167V168H49ZM57 167V166H56ZM59 167H61V165L59 166ZM59 167H57V169L59 168ZM203 167H206V168H204V170H203ZM37 168V169H36ZM32 169V170H31ZM45 169V168H44ZM50 169V170H51ZM60 169H62V168H60ZM60 169H58V170H60ZM253 169H254V171H253ZM33 170V171H34ZM38 170H40L39 172L37 171V172H33V173H31V175L30 176H34V175H40L39 177H41V175H43L44 174V176H46V175H48L47 173V171L46 170H44V171H41L42 169L41 168H39ZM99 170H100V172H99ZM197 170H199V171H197ZM201 170H203V171H201ZM206 170V171H205ZM214 170V169H213ZM53 171H55V170H53ZM103 171H105L106 173H104ZM215 171V170H214ZM254 172V173H253ZM37 173V174H36ZM42 173V174H41ZM51 173H53L52 171H49V175L51 174ZM195 173H193V175L194 176H198V174L197 175H195ZM206 173V174H205ZM210 173H212V171L210 172ZM25 174V173H24ZM34 174V175H33ZM46 174V175H45ZM130 175H132L131 174V172L129 173ZM208 174V175H207ZM90 175H91V173H90ZM30 176H29V179H30ZM93 176V175H92ZM23 177V179H24V177H25V179H26V177H28V175L27 176H22ZM131 177V176H130ZM212 177V176H211ZM18 178V177H17ZM17 178H15V181L17 180ZM105 178H107V179H105ZM131 178H133V177H131ZM25 179H24V181H25ZM35 179V178H34ZM46 179V178H45ZM38 180V179H37ZM103 180H105V181H103ZM18 181V183H20V181H21V179L20 180H17ZM32 181V180H31ZM34 181H36V180H34ZM38 181H40V180H38ZM42 181V180H41ZM45 181V180H44ZM100 181V180H99ZM130 181V182H129ZM140 181H141V179H140ZM22 183H24L23 181H21V185H22ZM97 183V182H96ZM144 184L142 185L145 189H152V190H154V189H158V185H161L162 186V188H163V186H165V184H159V183H157V182H153L152 180H151V177L149 176V177H147L145 180H144V182H143ZM39 184V183H38ZM30 185H33L32 183L31 184H29V186ZM245 185H248V187L249 188H251L252 189V191H254L253 192V196L250 198L249 197V200H247V199H245L244 198V196L241 194V189H242V187L243 186H245ZM19 186V185H18ZM35 186H36V184H35ZM39 186V185H38ZM81 186V188L83 187V184L82 185H80ZM158 186V187H157ZM33 187H34V185H33ZM13 188V187H12ZM15 188V187H14ZM31 188V187H30ZM52 188V187H51ZM81 188H79V189H81ZM86 189V187L84 186L81 190H83V189ZM23 189V188H22ZM25 189H26V187H25ZM32 189V188H31ZM33 190H35V189H33ZM32 190V191H33ZM106 190V191H105ZM22 191V190H21ZM89 190L87 189V191H86V195L85 196H87V198L85 197V199H83V200H86V199H88L89 198V195L87 194V192H88ZM108 191V192H107ZM89 193V192H88ZM198 193V194H199ZM52 194V193H51ZM21 195V194H20ZM44 195V194H43ZM197 195V194H196ZM21 196H23V195H21ZM48 196V195H47ZM199 196V195H198ZM41 197H42V195H41ZM41 197H40V199H41ZM51 197V196H50ZM49 197V198H50ZM57 198V197H56ZM60 198V197H59ZM63 198V197H62ZM205 198V199H206ZM38 200L36 201L37 203L40 201L39 200V198H37ZM44 199H45V197H44ZM90 199V198H89ZM210 199V200H211ZM251 199V200H250ZM62 200V199H61ZM81 200V199H80ZM92 200V199H91ZM94 200V199H93ZM207 200V199H206ZM42 201V200H41ZM53 201H54V199H53ZM215 201V202H214ZM43 202V201H42ZM41 202V203H42ZM48 202V201H47ZM50 202V201H49ZM61 202V201H60ZM205 202H209V201H205ZM244 202V203H243ZM204 203V202H203ZM243 203V204H242ZM245 203L246 204H249V203H251V207L249 208L247 205H245ZM31 204V203H30ZM34 204V203H33ZM39 204V203H38ZM94 204V203H93ZM151 204H152V202H151ZM151 204H149V207L151 208V211H152V214H153V210H154V208L152 207V206H150ZM201 205V206H200ZM206 205H208L207 203H206ZM245 207H244V206ZM34 206V205H33ZM61 206V205H60ZM59 206V207H60ZM68 206V205H67ZM66 206V208L68 209V207ZM58 207V208H59ZM63 207H64V205H63ZM175 207H172V209L171 210H173V208H174V212H176L175 211ZM195 207H197V206H195ZM207 207V206H206ZM249 209H248V208ZM38 208V207H37ZM57 208V209H58ZM62 208V207H61ZM65 208V207H64ZM93 208H95L96 209V207H94L93 206ZM34 209H35V207H34ZM70 209L72 210V208L70 207ZM54 210H56V209H54ZM30 211V210H29ZM38 211V210H37ZM45 211V210H44ZM59 211H60V209H59ZM95 211V210H94ZM173 211H169L168 212V214L170 215V216H176V214L177 213H175L174 214V212ZM228 211H235L236 212V216L234 217V218H230V219H227V220H225V221H223V223H221V224H219L218 222H219V220L221 219V217H223L222 215L224 214V213H226V212H228ZM35 212H36V210H35ZM46 212V211H45ZM92 212H93V209H92ZM95 212H98V211H95ZM103 212V211H102ZM29 213V212H28ZM37 213V212H36ZM42 213H43V211H42ZM183 213V214H182ZM24 214V213H23ZM30 214V213H29ZM34 214V213H33ZM44 214V213H43ZM93 214H94V212H93ZM188 214H186V217H187V215ZM250 214V216H251V214H253V216L252 217H250V216H248V220H249V217H250V220L248 221L247 219V221L248 222H245L244 221V218L245 217H247V215H249ZM206 215H210L211 216V220L209 221V222H207L206 224H204V223H202L201 224V221H203L204 220V217H206ZM27 216V215H26ZM189 217V216H188ZM24 218V217H23ZM98 219V220H96V219ZM86 219V218H85ZM99 220H101L103 223H101V221H99ZM17 221H19V219L17 220ZM16 221V222H17ZM43 222H44V220H42ZM98 221V222H97ZM221 221V220H220ZM71 222V221H70ZM85 222V221H84ZM145 222V223H144ZM97 223H99V224H97ZM18 224V223H17ZM16 224V225H17ZM40 224V223H39ZM39 224H38V226H39ZM104 224V225H103ZM15 225V226H16ZM37 225V224H36ZM41 225H42V223H41ZM18 226H21L20 224L18 225ZM32 226V225H31ZM30 225L29 226H27L26 228L28 229V227H29V229H31L32 228V230H33V232H34V234L35 235H33V237L34 236H36L38 233L37 232H41V231H37L36 232V230H37V228H35L36 226H34V228L33 227H31ZM45 226V225H44ZM48 226V225H47ZM80 226V225H79ZM105 226V227H104ZM115 226H117V228H115ZM133 227L134 228V231H133V233H132V235H129V228L130 227ZM17 227V226H16ZM73 227V226H72ZM18 228V227H17ZM22 228H24V227H22ZM25 228V229H26ZM81 228V227H80ZM79 228V229H80ZM88 228V227H87ZM90 228V227H89ZM105 228L107 229V231H105ZM21 229V228H20ZM20 229L18 228V230L20 231ZM29 229L26 231L27 233H25L26 235L28 234V233H30V234H28V235H30V237H31V232L30 231H32V230H30L29 231ZM39 229V228H38ZM157 229H160V232H156V230ZM43 230V229H42ZM44 230H45V228H44ZM69 230V229H68ZM74 230V229H73ZM82 230L84 231V233L86 234V232H87V230L88 229H86V230H84V228H82ZM105 231L104 233H102V231ZM211 230H213V234H211V238H209V240H204L203 239V235L205 234V233H208V234H210V231ZM21 231H22V229H21ZM29 231V232H28ZM80 231H81V229H80ZM86 231V232H85ZM12 233H13V236H14V238L16 237V235H15V233L13 232V231H11ZM33 232H32V234H33ZM51 232V231H50ZM63 232V231H62ZM66 232V231H65ZM71 232V231H70ZM95 232H97V233H95ZM107 232V233H106ZM11 233V234H12ZM41 233H44V232H41ZM40 233V234H41ZM67 233V232H66ZM89 233V232H88ZM93 235H92V234ZM22 234H23V232H22ZM25 234H23V235H25ZM63 234H65V233H63ZM153 234H154V240L153 239H150V237H152L153 236ZM21 235V234H20ZM49 235H53V234H49ZM12 235H11V237H13ZM92 236H94V237H96V238H92ZM18 237H19V233H18ZM18 237H16V238H18ZM27 237V236H26ZM20 238V240L23 238V236H22V238L21 237H19ZM18 238V239H19ZM24 238H25V236H24ZM23 238V239H24ZM23 239H22V242H23ZM26 239V238H25ZM24 239V240H25ZM96 239V240H95ZM213 239H220V245H221V247L218 245V243H216V245H215V243L214 242H212L213 241ZM16 240V239H15ZM14 240V241H15ZM30 240V239H29ZM28 241V240H27ZM26 241V242H27ZM34 241V240H33ZM75 241V240H74ZM89 241H86V239H85V242H89ZM93 241V240H92ZM25 242V243H26ZM31 242V241H30ZM72 242V241H71ZM70 242V243H71ZM91 242V241H90ZM89 242V243H90ZM17 244H18V242H16ZM73 243V242H72ZM71 243V244H72ZM241 243V244H240ZM35 244V243H34ZM38 244V243H37ZM60 244V243H59ZM67 244V243H66ZM75 244V243H74ZM243 246L244 248L243 249H241L242 247L240 246ZM29 246H30V244H28ZM47 245V244H46ZM45 245V246H46ZM52 245V244H51ZM62 245V244H61ZM78 245V244H77ZM84 245V246H83ZM85 245H86V247H87V245H89L88 247L90 248H85ZM91 245H92V247H91ZM139 245H141L142 247H143V250L141 251V252H139V253H137L136 255H134L132 258H130L129 260L128 259H125V256H126V253H127V251H130V250H132V249H134V248H136V247H139ZM32 246V245H31ZM68 246V245H67ZM83 247V251L81 252V248ZM238 246L240 247V249H238ZM16 247H17V245H16ZM42 247V249H44L43 248V246H41ZM218 247H219V249H218ZM23 248V247H22ZM36 248V247H35ZM48 248H49V245H48ZM54 248V247H53ZM16 249V248H15ZM87 250V251H85V250ZM89 249V250H88ZM218 249V250H217ZM18 250V249H17ZM37 250H39V249H37ZM20 251V250H19ZM27 251V250H26ZM89 251V252H88ZM44 252V251H43ZM43 252H42V254H43ZM219 252V253H218ZM39 253V252H38ZM83 253V254H84ZM261 253H263V255H261ZM18 254V253H17ZM25 254V253H24ZM63 254V253H62ZM173 254V255H172ZM175 254V255H174ZM222 254V255H221ZM224 254V255H223ZM20 255V254H19ZM36 255H37V253H36ZM44 255V254H43ZM66 255V254H65ZM69 255V254H68ZM82 254H79V257L81 256ZM88 255H83L84 257H88ZM93 255V254H92ZM172 255V256H171ZM177 255V256H176ZM179 255H181V256H179ZM198 255H203L204 257L205 256H208V258L207 257H205V258H207V259H205V261H203V259H204V257H202V256H198ZM218 255H219V258H220V260H219V258H218ZM165 256V257H164ZM169 256H171V261L172 260H174V261H172V263H170L171 261H170V257ZM173 256H175L174 258H172ZM197 258H196V257ZM217 258H216V257ZM20 257V256H19ZM161 257H164V258H166V260L165 259H162ZM195 257V258H194ZM198 257L202 260H198ZM221 257H223V258H221ZM16 258L18 259V257H17V255H16ZM45 258V257H44ZM47 258V257H46ZM80 258H82V257H80ZM181 259V261H180V259ZM49 259V258H48ZM62 259H64V258H62ZM78 259V258H77ZM168 259V260H167ZM179 259V260H178ZM78 260H80V261H82L81 259H78ZM84 260V259H83ZM86 260V259H85ZM84 260V261H85ZM163 260V261H162ZM195 260H197V261H199V262H197V261H195ZM26 262V261H25ZM86 262V261H85ZM42 263V262H41ZM47 263V262H46ZM82 263V262H81ZM51 264V263H50ZM86 264V263H85ZM92 264H104V263H102L101 261H98V262H95V263H92Z\"/></svg>",
  "mask_w": 264,
  "mask_h": 264
}]
</instances>
